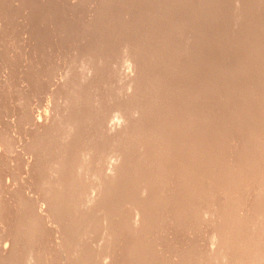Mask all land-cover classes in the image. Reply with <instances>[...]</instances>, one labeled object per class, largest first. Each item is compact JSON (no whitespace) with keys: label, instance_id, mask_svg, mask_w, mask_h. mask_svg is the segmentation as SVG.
I'll list each match as a JSON object with an SVG mask.
<instances>
[{"label":"bare ground","instance_id":"6f19581e","mask_svg":"<svg viewBox=\"0 0 264 264\" xmlns=\"http://www.w3.org/2000/svg\"><path fill=\"white\" fill-rule=\"evenodd\" d=\"M24 1H26V0H24ZM71 1H74V0H71ZM79 1L81 2V4L82 3L84 4V2L82 0H78L77 2H79ZM87 1L88 0H86V2ZM151 1H152V3H151ZM153 1H156L157 2V0H150V2H147L146 3V0H145L144 2L147 4V6H148V3H149L148 8H145V9H149V7H150L151 4H152V6L155 5L153 3H156V2H153ZM160 1H162V4H160V2H158V6H159V4L164 6V7L161 6L160 7V10L163 9L162 11H164V12L165 11L168 12V10H170L169 12H171V11L172 12L173 11L177 12L178 15H176L174 12H173V15H174V17H175V15L178 16L179 18L177 17V19H180V20H177L176 19V21H180V22H175L174 19L176 17L175 18L174 17H171L170 15H172V14L169 15L167 13L169 15V18H170L169 19L168 17H164V18L161 17L160 18L159 16H155V14H157L156 12H155V14L152 13L154 15V17H156V18H153V21L152 22L154 23V21H157L158 23H160V24H157L156 25V26H158L157 27L158 30L160 29L159 28V25H160V27H162L161 26L162 24H163V27H164V24L167 25L168 27L167 28L164 27V28H162V30H159L158 31L160 36L159 35H152V34H150L152 32L154 33V30L156 29L155 27H153V26H152L153 28L151 27V30L154 29L153 31H149L148 30L149 31V35H152L153 36L152 37L153 39H155L154 36H158V40H156V42H155L156 45H154V40L150 38L151 40H153V45H152L151 44V41L148 38V33L146 35L147 38H148V40H149V42H150V44L147 45L148 46L147 47L148 48V52H150L149 49H151L152 46H154L152 48L153 51L150 52V54L146 53L145 52L146 50H143L144 49L143 46L146 44V42H145V44L143 46L141 45L143 47V49H141L142 47H140V45L137 48L135 46L137 42H135V45H134L136 47L135 48V51L137 52L136 49H139L140 48V51L142 50L143 52L146 53V55L144 54L145 56H143V54L141 52L140 53L142 55H140L139 53H134L135 51L132 50V55L133 56L135 55L136 60L135 59L134 60L137 63L134 62L133 60L132 61L134 63H136L137 66L139 67V73H140V77L141 78L143 77L142 74H143V72L145 70H146V72H149V66H153V67H151L152 69H150V70H152L151 72H153V73L155 72L156 75H157V71H156L157 68L159 69L158 70V74H161L162 73L164 75L163 77H165V75H166V78H163L162 76H160V79H159L156 75H154V77L156 76L157 78L156 77L154 78L153 75L151 76L150 74H148L146 72L145 73L148 74V75H145V73H144L145 76H147V77L150 76L148 78L149 80H147L148 83H147V85L145 87H147L149 85H152V83L154 81L155 82L153 84L156 83L154 86H156V87L160 86V88L158 87L159 90H158V88L155 87L157 89V92L155 91L156 89L153 86L154 90L152 89L153 90L152 92L158 93L157 96L159 95V97H157L153 93L156 96V99L157 98L159 100L162 99L161 102H159V105L162 104L163 107H162V105H161V107L163 109L158 105V103L156 104V102H158L159 100L156 101L154 98H153L154 100L151 99L153 101H151L150 98H149V100L151 102L148 105L147 102L149 103V100H147V99H148L149 96L146 99L147 102H146V100L143 101L145 103V105L140 104L141 101H138L137 102L136 101V98H137L136 96H135L136 98H134V96H133L132 99H135V103L136 104L139 103L140 105L139 104L136 105L133 101H129L128 100L129 101L128 102L126 97H125L126 99L125 98H121L120 95L124 94L125 92L128 95L129 91H133V90L129 87V90L127 88L128 92L125 91V89H123V87L126 88L125 87V84L123 85V84L120 83V82H122L121 80H123L122 78L125 77L126 74L125 75L122 74L124 72L122 69H120V70H122L123 72L116 70L118 68V66H119L118 65L119 64V61H118L119 56L118 55H120V54H116V53H118L119 51H120V53H123V52H121L123 50L118 49V46L116 47V45H117L116 43H114V47H112V49L116 47L115 50H113V51H112L111 48H110L111 50L109 48L108 49L106 48L107 49L106 50L105 48H102V45H101V48L99 46L97 47L98 48V51H97L98 53L95 52V51H93L96 55H94L92 53L91 54L93 55V57L96 56V58H94V59H97L98 58L100 60H103V59H106L107 58L106 61H108V59H110V60L111 59H114L115 60V58H117V61L118 62H113L112 63V64H115L116 63V67L117 68L115 67L114 70L112 69V72L113 73H116V74H118L119 72H121L120 74H122L121 75L122 76L121 78L119 76L120 74L117 75L121 79V80L119 79L120 82H118L117 85H119V83H120L121 86L119 85V88L121 89V87H122V89L125 91V92H122L121 93L120 92L121 90L119 88H117V89H119L117 91L121 93V94H117L120 97H117L116 98L115 96L113 97L111 95L112 96L111 99L114 98V100L110 101L111 99L109 98V96H110L109 93L107 92V94L109 95L107 97L106 96L107 94L105 92H102L103 95L105 93L104 96L110 101L109 102L105 97H103L100 94V90L99 91H96L97 89L100 88V84H99V88H97L98 87V85H97V87H96L97 89L96 90L94 89V92L89 91L90 93H93V94L90 95V93H89L87 95L88 92L86 93L85 91L88 90L87 88L89 87V85L86 88V86H87L88 83L85 82L86 81L85 80L86 77H84V76L82 77V75H85L86 74L85 73V71H86L85 69H87V68H85V67H88L90 65V64L88 65L87 63H89V61L91 62L92 59H87L89 61L86 63L87 65L85 64V67L82 70V67L83 66L82 67L80 66V64H81L80 63V60L81 59L78 60V57H77V56L80 55L79 54L80 53V50L77 49L78 47L75 48L76 45H74L75 47L74 46H69V48L73 47V48H75V50H78L79 51V53H78L77 56L73 53L77 57L76 58L77 60L75 59L77 61L76 64H78L80 66V67L79 66L78 67H75L77 69L76 71L78 72V68H81V70L85 74H82L81 73V77H80V73H77V74H79V77H80L79 79H81V78L83 79L84 78V80H82V79L81 80H78L77 83L75 82L76 85L73 86V87L74 88H77L78 85H79V90L80 91L82 89H85V91H84L85 93H80V91H79V93L77 92L78 93V97H79L78 100H77V102L79 100H82L83 101V104L86 106V109H85L84 112L80 111L81 113L80 112L77 113V110L79 108L76 110V107L79 106V105L82 106V103L81 104L76 103V106H75V111H76L75 113H77L76 115H74L72 117L71 116L68 117L65 120V122L63 120V123L64 124L62 123L63 124L62 125L60 123L61 126H59V127H57V124L55 125V123H57V121L55 120L56 122L55 123H52L54 126H56V128L54 130H50L51 127L54 128V126L51 125V127H49L50 129H48V130L45 129V131L42 132L41 129H40L41 131H39L38 129H36V127H35L36 125L33 124V123H35L34 119L32 121V115L33 114L31 115V112H30V102H32V104H33V102L34 103L38 102V104L40 102L37 101L36 98H34V99L32 98L33 101L31 100V98L29 100V97L26 98V99L29 100V101H27L25 99L26 96L24 97V95H20V97H19V98H21V96H22V99L24 97V99H23L24 101L21 100V99H19V98H17V99H19L18 101H22L23 103L22 102L18 103V101L16 102V104L18 103L19 116L17 118L16 117L14 118L16 120L18 119V121L15 122V124H17V125H14L17 129L15 128L16 130L15 131L13 130V131L16 133V131L18 130L21 133L23 132V134H25L26 136H27V134L29 135V133L32 134V136L29 135L30 137H28V139H29L28 142H26V143L23 142L25 144H22V142L19 141V140L18 141L21 142L20 148L22 146V148H21L23 150L22 152L25 153V154H27V155H30L31 157H33V159L35 158L34 159L35 163L32 162L31 165H30V166H32L34 164L32 166V168H33L34 171H32V172L35 173V175L32 174V172L29 170L31 168L28 169V167H27L28 166V163L25 160L23 161V159H24V158H22V155L23 154H21L22 152L20 150H19L20 153L16 149H14V150H16L17 152L16 151H15V153H12L14 151L11 152V150H13V147L15 145H17L16 143H14V142H16L17 139L13 142V144H15V145L14 146L11 145V143H12L11 140L13 138H16V137L14 135L7 134V133H9V131L6 133V136L5 137H7L8 135H11L12 139L9 137L11 139L10 140L11 142L9 141V143H6L8 141H5V140L6 139L8 140L9 138H4V136H2L3 134L0 135V149L2 147V152H3V148H4L5 151L3 153L5 154V156L8 155V154H10V153L13 154V155L18 153L17 155H15L18 160L13 159V163L15 164V163H17L15 161H19V163H21L20 166L22 165L24 167H27L26 169H24L25 172L27 170V172L29 171L30 174H32L33 176H35V177L38 176L37 178H33V176L31 175L32 177H30V178H33L34 180L33 179H32V181L30 180L31 182L29 183V185H27V183H26L25 180H23L24 181L23 182L24 184H22V181L20 182L21 183L20 184L19 181L17 180L18 181V185L19 184L22 185V186L19 185L18 187H21V188H23V186L24 187H26V186L27 187H30V193L33 191V190H31L33 188L34 191L35 190L38 191L37 192V195L38 194H40V195H38V196L36 195L37 197H39L38 198L39 200L36 201L37 200V199H35L36 197L32 198L31 196H29V194H28V196L25 195L26 194L25 192H28V191H24V189L22 190L21 188H20V190H22L23 193L21 192L20 193L21 194L20 196H17L16 195L18 198L14 196L15 194L14 195L11 194V195H13L15 197L13 199V202H14L13 204H15V206L17 207V210L19 208V212L16 213L17 215H15L13 213V215H15L14 218H13L15 221H13V220L12 221L15 222V223H12L13 224V225H11L12 227L9 226L8 233L6 234L3 229H1V231H0V250H3V246H5V245H8L9 246L10 245L9 247L7 246L8 248H10V250L8 248H6V251L8 253V250H9V252L11 253V254H9L7 256L2 255L1 256V259H0V264H113V263L110 262V260L113 262V259L114 258H115L114 260L118 259V261L120 262L119 264H157V262H159V261H158V259H155V258H158V257H159V260L160 261L163 259V262L161 261V263L159 262V264H169V262L171 260H172V262H170V263H173V261L175 259L177 260V258L179 257L178 256L176 258L177 255H175V254L177 252L172 253L173 252L172 251L173 248L175 250V248L178 246V245L176 246V243L177 244L178 243L179 244H181V243L184 244L186 241L184 239H183V241H185V242H182V240H179V242H176L175 241V245L174 246H176V247L171 246V248H172V250H171L172 252H171L168 249L169 248V246H168L169 244L168 243L170 242L168 240L169 242L167 241L168 243H165V244H167L166 245V246H168L167 249L172 254H169L168 253V250H167V253L165 251L164 254L169 255V257L167 255H164L165 256L164 257L163 256V251L165 250L164 249L165 247L163 248L162 246H164L165 244L164 245L161 244L160 243V240L154 239L151 236L152 235V232L157 231L156 228H158V227H156L157 225H155V224H158L159 221H160L161 224H158L159 227L161 225H164L165 222H166L165 221L166 216L168 217V215L171 212H175L174 214L171 213V217H172V215H174L172 217L174 219V221L170 217H169V219H171L172 221L171 220H170V222L167 221L169 225L171 223H173V225H170V227L171 226H175V224H178V223H179V226L181 227V224H183L184 221L185 222L186 221L187 222L189 221L187 224L184 223L185 225H183V226L185 228V226L187 227V226L193 225L192 228H190L191 226L190 227H187V228H189L191 230V229H193L194 225L197 226L194 223V221L195 222L202 221L204 219V218H202L203 215L205 216L204 222H207L208 220L206 218H209V220H210L211 217H209V216H210L211 213H212V215L214 213H216V212H217L216 215L219 214V211L218 210L221 209V208L218 206L219 205V203H218L219 201L217 200V196H218L219 199H220V196H223V198L222 197L221 198L223 199V202H224L223 205H225V204H227V202L232 203L235 200V198H237L240 195L243 196L245 194V192L247 191L246 190L244 192L242 190L243 189V185H244L243 182H242V184H238L237 182H235V179L240 178L241 176L244 175L241 170H240L241 171V176L240 177H236L235 179H232V177L235 176V173L236 172L238 174V171H239V164L237 162L238 158L235 157V156H238V154H237L238 151L239 150H241V151L243 150L242 152H244V148H245V150L248 149L245 146H248L249 147L252 144L246 145L247 143L246 144L245 143L243 144L242 141H239V142L237 141L238 143H241L242 142V145H244V147L242 146L243 147L242 148L241 147V144L239 145L235 141L236 140V136L240 135V133H239L240 131L237 132L238 134H235L236 136L233 135V133H236V131L240 128L241 131L245 134V132H246L245 129L246 130L247 129L248 130L250 129L249 130L250 131L249 132V136H250L249 139L252 142H254L253 143L254 148H255L256 145H258L259 146L258 148H260V145L258 143V141H259L258 139H260V144H262L261 142H264V141H262L263 139L261 140V138H263L262 135L264 136V134H262V135L260 134L261 133V130L259 128L258 129L260 131H257V129H253L257 125H260L261 126L262 123H259V121H258L259 124L256 123L257 119L260 120V122H261V119H259V117H261V115H263L261 118L264 119V112L262 111L264 109V107H262V105H263V103H262V97H263L262 96V91L264 89V85H263L264 84V20L262 19V17H260L261 18L260 20H262V21H260V23H256L255 20H254L255 23H254V21H253V23H251L250 21H247V18L245 16L244 19H246V23L244 24L243 22H245V20L242 19L241 22H240V20H239L240 17H239V19H238L239 21L238 20L236 21L239 24V26L236 24L237 27H238L237 28L233 24V22H232V18L233 17L231 18V15H230L231 12H229V11H232V14H233L235 11H233L234 8H233V10H231V6H232L233 2L235 3V1H239L241 3V5L243 4L242 7L240 6L243 9V11H239V12H242V14L244 12L247 15H249L251 13V17H252V14L255 11L254 9H256L255 8L256 1L254 2V0H250V1L249 0H198L197 6H196V3H195V0H194V4L195 5L192 3L193 1H191V0H160ZM190 1L193 4V6H196V7H190L189 8V6H191L189 4ZM262 1H264V0H262ZM20 2H22V1H20ZM257 2L260 4V2L258 0H257ZM13 3H14V1H13ZM27 3H25V4H27ZM71 3H73V2H71ZM145 3H143V1H142V3H140V6L143 4L142 6L144 7V4ZM186 3L189 4L188 7H187ZM261 3L264 6V2H261ZM65 4H63V6ZM146 4H145V7H146ZM236 4H237V2L235 3V5ZM16 5H18V3ZM73 5L75 6V4H72L71 6H73ZM89 5H91V4H89ZM109 5L112 6V4H109ZM137 5L138 4H136V6ZM235 5H233V7H238V6H235ZM24 6H26V5L23 4V7ZM134 6H135V4H134ZM136 6L133 7V8H136ZM152 6H151V8H152ZM263 6H262V8H263ZM19 7H20V5H19ZM33 7H35V6H33ZM86 7H89V6H86ZM91 7L93 8V6H90V8H89L90 11L92 9ZM115 7H116V4H115ZM17 8H18V6H17ZM54 8H56V7H54ZM68 8H70V7H68ZM113 8H114V6L111 9H113ZM137 8L139 9V8H142V7H138L137 6ZM151 8H150V10H151ZM153 8H154V6H153ZM155 8H156V5H155ZM155 8H154V10H151V12L152 11L154 12L155 10L158 9V8H156V9ZM25 9H26V7H25ZM80 9H82V8H80ZM104 9H106V8L104 7ZM116 9H118V8H116ZM242 9H240V10H242ZM3 10H2V12H3ZM23 10H22V12H23ZM92 10L94 11V8ZM108 10H109V8H108ZM114 10H112V12L110 10V12L113 13ZM140 10H138V11H140ZM19 11H21V10H19ZM105 11H107V10H105ZM116 11L113 13V16L115 15ZM138 11L136 10V12H138ZM141 11L144 13L143 10H141ZM146 11L147 10H145V13L147 15V12ZM237 11L238 10H236V12ZM22 12H20V13H22ZM151 12H149V14H151ZM257 12L259 13V11H257ZM107 13L106 12H105V14L102 13L103 14L102 16H105L106 15L105 17L107 18V16H110L111 15V17H112V14L111 13H109L110 15H107ZM117 13H120V11L119 12L117 11ZM121 13H122V11H121ZM121 13H120V16H121ZM139 13L140 12L137 13V16L139 15ZM262 13L264 14V11L260 12V15H262ZM46 14L48 15L49 13H46ZM94 14H92V15H94ZM149 14H148V16L153 17L152 14L151 15H149ZM238 14H240V13H238ZM242 14H240V15H242ZM5 15H6V13H5ZM158 15H160V14H158ZM233 15L235 16V14H233ZM254 15H255V13H254ZM254 15H253V17H254ZM258 15L259 14H257V16ZM40 16H41V14H40ZM48 16H49V19H50V15H48ZM77 16H79V15H77ZM82 16L81 17H78L77 19L80 18L82 20V23H83L84 20H85L84 17H87L88 15L87 16H84V17H82ZM96 16L99 17V18L97 17L98 20L103 18L102 16H101L102 18H100L99 15H96ZM115 16H119V14L118 15H115ZM165 16H167V15H165ZM42 17H44V16H42ZM88 17H90V16H88ZM94 17H95V15H94ZM105 17H104V19H105ZM111 17H109V18L111 19ZM82 18H84V19H82ZM118 18H122V17H118ZM150 18L148 17V19H147L148 22L145 19L147 23H149L152 20ZM241 18H243V17H241ZM0 19H1V17H0ZM7 19H4V20L6 21ZM61 19L63 20V18H61ZM67 19H66V21L69 22V20H67ZM107 19H105V20H107ZM123 19H125V18H123ZM149 19H150V21H149ZM235 19H236V17H235ZM88 20H89V24L91 26H94L95 24L98 25V22H96L94 24V22H95L94 19H92V21H90L91 19L89 18ZM105 20H104V22H105ZM172 20H174V21H172ZM7 21H6V23H8ZM40 21H43V19L41 18ZM99 21H101V20H99ZM102 21H103V19H102ZM119 21H121V20L119 19ZM123 21H121L119 23H122ZM79 22H77V25L79 24ZM106 22H108L107 23V25H108L109 24V19ZM138 22L139 23H137V28L140 27V21L138 20ZM231 22H232V24H231ZM261 22H263V23H261ZM23 23H25V22H23ZM43 23L44 22H42V24ZM85 23L86 22H84V24ZM92 23L94 25H92ZM111 23H113V22L111 21ZM125 23H122V24H125ZM128 23L125 24V27H127L126 25H128ZM147 23H145V24H147ZM241 23H243L246 26H242L243 24H241ZM63 24L65 26V23H63ZM84 24H82V25H84ZM89 24L86 23L87 26L84 25L85 28H86L85 30H87V28H89V27L91 29V26H89ZM104 24H101V30H103L102 28H104V26H102V25H104ZM113 24H111L112 26L111 25L110 26L113 27ZM129 24H131V23H129ZM133 24H134V22H133ZM138 24H139V26H138ZM12 25L14 27V24H12ZM44 25H46V24H44ZM99 25H100V22H99ZM119 25L120 24H118L117 26H119ZM153 25H155V23ZM60 26L61 25H59V27ZM80 26H81V24H80ZM84 26H82V27H84ZM120 26H122V25H120ZM232 26H234V28L236 27L237 29H239L240 26H241V28H240L241 30H239L237 32L239 33L243 29L242 34L241 35H238L237 34L238 36L235 35V34H233V32L231 31L232 30L231 28H233ZM70 27H71V25H70ZM77 27H79V25ZM77 27L75 26L74 29H77ZM94 27H96V25ZM97 27L95 28V30L97 29ZM135 27H136V25H135ZM243 27H245V28H243ZM5 28H4V30H5ZM65 28H68V27L65 26ZM140 28L137 29V32L138 33H141L140 32L141 29L142 30L144 29L143 31H145V28H141V29ZM56 29H58V27ZM62 29H64V28H62ZM79 29H80V27H79ZM82 29H84V28H82ZM92 29H94V28H92ZM92 29H91V31L88 29V31H90V33L88 32L90 34L89 35L90 37H91V34L94 35L93 33H91L92 32ZM116 29L117 28H115V29L113 28V30H115V31H111L112 29H107V30L115 33L116 32ZM188 29L191 30V31H189V34H191V32L193 34V38L195 40V44H194V47L192 49L190 48V46H193V45H189V46L186 47L187 49H188V47L190 48V50H188V53H187V49L186 50H183V49L185 48L184 45L186 46L188 44V42L187 43L185 42V44H184L182 41H180V43H179V42H176L175 39L176 38L178 39L181 35L183 36L181 30L183 31V30H188ZM49 30H48V32H49ZM67 31H69V29H67ZM97 31L99 33V27H98ZM1 32H3V31L1 30ZM41 32H42V30H41ZM72 32H73V30H72ZM74 32H76V30ZM102 32H104V31H102ZM102 32L100 31L102 37H104L105 35L102 34ZM111 32H110V34H111ZM120 32H121V30H119L117 34H120ZM177 32L178 33L181 32L180 33L181 35L179 34V36H178V34H177V37H176V35H174V34H176ZM8 33H10V32H7V36H8ZM67 33L68 32H66V34ZM83 33L84 32H81V37H82V34ZM96 33H95V35H96ZM122 33L123 32H121V34ZM254 33L255 34L258 33V35L256 34L258 37L256 35H254ZM72 34H74V33H72ZM99 34H97V36ZM107 34H109V33H107ZM121 34H120V36H121ZM128 34L129 33H127L126 35L125 34L124 35L122 34V35L123 36H127ZM130 34L132 35V33H130ZM252 34L254 36H256L257 38L256 37L255 38H251V35ZM63 35H64V32H63ZM101 35H99V37ZM134 35H135V32H134ZM134 35L131 36V39H132V37ZM0 36L3 37V35H0ZM9 36H10V34H9ZM120 36L118 35V38H120ZM135 36H137V35H135ZM138 36H140V37L142 36L143 37V34L142 35L141 34L140 35L138 34ZM59 37H60V35H59ZM66 37L69 39L71 36H68L67 35ZM72 37H73V35H72ZM88 37H86V38H88ZM99 37L96 38V36H95L96 39H98ZM102 37H100V39H98V40L101 41ZM106 37L107 36H105L104 38H106ZM128 37H129V35L127 36V38ZM140 37H137V38L140 39ZM10 38H11V36H10ZM83 38H85V35L82 37V40H83ZM134 38H136V37H134ZM134 38H133V40L136 41V39H134ZM77 39L79 40L81 38L78 37ZM108 39H109V41H111V39L109 38V36H108ZM121 39H123L124 41L127 40L124 37L121 38ZM139 39L137 41L140 42V44H142L144 41H146L144 39L142 41V43H141V40L142 39L141 40H139ZM172 39H173V41H172ZM179 39H181V40L183 39L184 41L186 40V38L184 39V37H180ZM2 40L4 41L5 39H1V41ZM10 40H13V39H10ZM18 40H20V39H18ZM102 40L104 41V39H102ZM112 40H114V39L112 38ZM123 40H121V41H123ZM133 40L131 42H133ZM191 40L192 39H190L189 42H192ZM54 41H56V40H54ZM79 41L76 40L75 43L76 42L78 43ZM84 41H85V39H84ZM106 41H108V40H106ZM109 41L108 42H104V44L105 43L111 44V43H109ZM81 42L82 41H80L79 43H81ZM111 42H113V41H111ZM125 42H127V41H125ZM125 42L122 43V44H125ZM128 42H127V45L129 44ZM181 42L183 43V46H182V43ZM17 43H18V41H17ZM52 43H53V41H52ZM99 43H101V42H99ZM48 44H49V42H48ZM107 44H105V45H107ZM81 45H80V48H81ZM112 45H113V43H112ZM127 45H126V48H127ZM149 45H151V48H150ZM16 46H15V48H16ZM54 46H56V45H54ZM77 46H79V45H77ZM107 46L111 47V45H107ZM128 46L130 47V44ZM132 46H133V44H132ZM132 46L130 48H132ZM33 47H35V46H33ZM46 47H47V45H46ZM60 47H61V45H60ZM91 47H93V46H91ZM5 48H6V46H4V49ZM128 48H127V50H130L131 51V49L130 48L128 49ZM145 49H146V45H145ZM204 49L210 51L211 53L208 52V51H204ZM65 50L66 51H64V52L66 54V52L68 50V47H66ZM82 50H83V53H86L85 48L82 49ZM86 50H91V49H86ZM31 51H32V49H31ZM49 51H51V50H49ZM72 51H74V50H72ZM72 51H70V52H72ZM114 51L115 52L117 51V52L115 53ZM130 51H129V53H130ZM184 51H186L185 53H187L186 54V58H185ZM203 51H204V53L205 52H208L207 55H209V53L211 55H209V56L203 55L202 56V54H204ZM70 52H69V54H70ZM200 52H202V54ZM212 52H213V54H212ZM4 53L5 52H3V55H4ZM75 53L77 54V51H75ZM87 53L85 54V57H87V58L89 56L91 57V54L90 55L89 54L87 55ZM48 54H49V52H48ZM183 54H184L185 60L183 61L182 60L183 57H182L181 58V60L183 61L182 62V61H179L180 60V57L179 56H182ZM51 55L49 57H51V59H52V56ZM70 55L72 56V54H70ZM81 55L79 57L82 58V60H83L85 58L83 56L84 54L82 55V57H81ZM114 55H115V58H113ZM122 55L123 54H121V56ZM129 55H131V54H129ZM109 56H110V58H109ZM131 56H129V58L126 59V62L128 60H130V57ZM35 57H37V56H35ZM55 57H57V55ZM55 57H53V58H55ZM59 57H61L62 59L66 58V56L64 57V55L61 56V54H60ZM72 57H74V56H72ZM72 57H67V58L68 59H70V58L72 59ZM102 57H106V58H103L102 59ZM122 57H121V59H122ZM125 57H127V56L124 55V57H123L124 60H125ZM67 58H66V61L65 62H67V60H68ZM74 58L72 60H74ZM132 58H134V57H132ZM8 59L10 60V58H8ZM13 59L16 60V58H13ZM55 59H57V58H55ZM114 60H112V61H114ZM124 60L122 59V61H124ZM175 60H178V61H175ZM28 61H30V60H28ZM48 61H50V60H47L46 62L48 63ZM56 61H58V64L59 65H60V63L62 65V62L59 59H57ZM56 61H55V63H53L51 65L54 66V64H56ZM96 61L97 60H95L94 63ZM132 61L131 62L129 61L131 63V64L129 63L130 66L133 65V62ZM3 62H4V60H3ZM179 62H180V64H181V62L183 63L181 67H179L177 65V63H179ZM7 63H8V61H7ZM50 63H52V62L50 61ZM63 63H64V61H63ZM73 63H71V64H73ZM104 63H108V62H104ZM123 63H125V62H123ZM108 64H110V63H108ZM136 64H135V66H136ZM0 65H2V63ZM3 65L5 67V64H3ZM48 65L51 66L49 63H48ZM48 65H47V67H48ZM59 65H57L56 68H58ZM66 65H67V63L65 64V66ZM82 65H84V64L82 63ZM99 65H101L100 62H99ZM123 65H120V67L121 66L123 67ZM127 65L128 64L125 63L123 69L126 68L125 66H127ZM35 66H33V67H35ZM55 66H54V68H55ZM65 66L63 64V67H65ZM92 66H94V65L92 64ZM96 66L97 65H95V67ZM133 66H131V68ZM97 67H98V71L99 72L100 71L102 72V70H104V72L101 73L104 76H103V78L102 77H100V78H101V80L103 79L102 81L105 82L106 78H108L109 76L108 77L106 76L105 80H104V77H105V74H107V70H109L110 67L108 69L106 67H103L104 69L102 68V70H101V68H99V66H97ZM134 67H133V69L131 71L132 73L131 72L130 73H127L128 72L127 69H129V68H126L124 70L127 71L126 73L127 74H130V75L134 73V75H136L135 78H137V73H138L137 71L138 70H135L136 68L134 69ZM154 67L156 68L155 71L153 69ZM182 67L184 69L186 68V71L184 69H182ZM68 68H70L69 65L67 66V71L70 72L71 68H70V70H68ZM92 68H90V70H87L86 72H88V71L92 72V73H90V75H92V78H94V77L95 78L96 77L99 78V76H97V74H98V72L96 71L97 69L96 70L94 69L95 71H93ZM131 68L129 70H131ZM0 69L3 70L2 68H0ZM8 69H7L8 71L13 70V69H10V68H8ZM36 69H39V68H36ZM62 69L63 68H61V72H65L64 75L66 74L67 77H69L70 75H72L74 77V75H75L74 73L75 72H72V74H70L68 76L67 74H69V73H67L66 71H62ZM4 70H6V69H4ZM49 70L46 71L45 73H43V71H45V70H42V71L40 70L41 73L40 72H37V70H36L37 73H35V72L33 74L31 73L33 76H31V78L28 77V80L31 81V80H33L32 77H35V75L39 73L40 76L37 75L38 78H36L37 76L35 77L36 78V80H35V83L36 84H34V85H37V87H39V88H37L35 86V88L37 89V91L38 90L40 91V89H41L40 88L41 86H39V84H42L43 83V85H44L43 87H46L47 89H45V90L47 91L52 85L54 87V84L57 83L56 80H59L61 78V77H59L58 73H56V71L58 69L55 70V71H52V72H50ZM72 70H73V68H72ZM115 70H116V72H114ZM133 70H134V72H133ZM135 71L137 73H135ZM94 72L95 73L97 72V74H95L96 76H94ZM108 72L111 74V71H108ZM113 73L111 74L112 76H113ZM116 74H114V76H113L114 78H115ZM57 75H58V77H57ZM88 77H91V76L88 75ZM110 77H109V79H112ZM151 77H153L155 79V80H153V78H152V80H151L152 82L150 81ZM100 78H99V80H100ZM117 78L118 77H116V80H118ZM135 78L133 80L134 82L133 81L132 82L135 85H137V82L135 83ZM143 78H145V77H143ZM167 78H169V79L167 80ZM187 78H189V80H191L192 82H193V80H196V83H198V84H196V83L195 84L198 85V87L196 86V87H194V90H190L191 87H192V85H195V84H191L192 82L189 81L190 82L189 85L191 84V86L188 85L190 88L189 89L187 88V89L190 90L189 91L190 92V95H188L187 97H185L189 93H186L187 89H186V91H184V88H186V87L183 86L184 84H182V81L183 80L185 81ZM10 79L12 80L13 78H10ZM109 79H107V81H109ZM125 79L126 80H124V82L127 81V78L126 77H125ZM131 79H133V78H131ZM137 79H136V81H138V82L142 80V79H140V80H137ZM145 79H143L142 82H139V83H142L143 84L144 83L143 81ZM197 79H199L198 82H197ZM5 80H6V78H5ZM5 80H4V82H6ZM11 80H9V81H11ZM72 80H74V79H72ZM72 80H71V82H72ZM88 80H89V78H88ZM90 80L94 84H95L96 81H99L97 78L94 80L95 82H93V80L91 78H90ZM112 80L114 81V79H112ZM156 80H158V81H156ZM83 81H84V83H86V86H85L84 83L82 84ZM147 81H145V82H147ZM149 81H150V83H149ZM187 81H188V79H187ZM111 82H109V83H111ZM17 83H19V82H17ZM96 83L98 84V82H96ZM99 83H101L102 85H104L101 81H99ZM109 83H105V85H108L107 87H109ZM114 83H111L110 86L113 85ZM125 83H127V82H125ZM133 83L130 84L128 82L127 84H129V86L133 87L132 86ZM69 84H71V83L69 82ZM69 84L67 86H69ZM80 84H82V85H80ZM94 84H92V88L91 89L89 87L90 90L93 89V87H94L93 85ZM180 84H182L183 89L180 86ZM5 85H6V83H5ZM59 85H60V83H59ZM81 86H85V87L82 88ZM90 86H91V84H90ZM138 86H139V84H138ZM142 86H144V85H142ZM63 87L66 88L65 86H63ZM70 87L71 86H69V88ZM73 87H71V89H68V90H71L70 93H72V91H73V93L71 95H73V94L75 95V93H74L75 91L72 90ZM135 87H133V88H135ZM140 87H141V85H140ZM140 87H138L139 89H137V90L142 91L140 89ZM11 88H13V86ZM15 88H16V86H15ZM15 88H14V91L17 92L18 91V88H17V90ZM19 88H20V86H19ZM51 88L48 91V95L51 94V96H56V93L58 95L59 92H57V91H55L53 89L51 90ZM55 88H57V87H55ZM64 88H63V91H62V89H60V94H62L64 92ZM101 88L104 89V87H101ZM105 88H106V86H105ZM22 89H23V87H22ZM111 89H112V87H111ZM114 89H116V88L114 87ZM149 89H150V93L152 95L151 88H149ZM149 89L147 87L146 88L147 91H145V92H148ZM192 89H193V87H192ZM234 89H235V92L236 93L233 92ZM43 90H41L40 92L38 91L39 94L42 93ZM50 90H51V93L49 94ZM135 90L133 91L134 94L135 95L136 94L138 95L139 94V91H137V90L135 91ZM9 91L8 90L7 91L5 90V92H9ZM52 91H54L53 94H52ZM77 91H78V89H77ZM95 91L97 93L99 92L98 95H97V93H95ZM101 91H102V89H101ZM38 92L36 94H38ZM112 92H114V90H112ZM9 93H11V92H9ZM13 93L15 95V92H13ZM70 93L64 94V95H69ZM94 93H95V95H94ZM115 93H112V94L113 95H116ZM150 93L148 92L147 95H149ZM233 93H235L234 94L235 97H234ZM8 94H6V95H8ZM99 94L103 98H105L109 103L107 101H106V103H104L105 102V99H103V98H100V100L103 99L104 102L98 101L99 99H96V98L95 99L97 100V102L96 101L93 102L92 101L93 99L90 100V98H92L91 96H96V95L99 96ZM126 94L124 96H126ZM263 94H264V91H263ZM43 95H44V93H43ZM129 95L130 96H128V99L132 97L133 93H132V95H131V93H129ZM161 95H162V97H161ZM3 96H5V95H3ZM18 96H19V93H18ZM62 96H63V94H62ZM141 96H142L141 99H145V98H143L142 92H141ZM144 96H146V94ZM60 97H61V95H60ZM152 97H153V95H152ZM160 97H161V99H160ZM76 98L77 97L75 96V99ZM119 98L120 99H125L124 102L127 101L128 103L126 102V104H124L122 102L123 103L122 104L121 102H117V101L120 100ZM139 98L140 97H138V99ZM232 98H234V99H232ZM43 99H45V98H43ZM61 99H63V98H61ZM70 99L71 100H74V99H72V97L71 98L70 97H68V98L66 97L65 98V102L66 101L67 102L68 101H71ZM115 99L116 100L119 99V100L115 101ZM141 99H139V100H141ZM35 100H36V102H35ZM14 101H15V99H14ZM191 101L194 103L193 104L194 106L191 105L192 104ZM152 102H155V103H152ZM227 102H228L229 105L226 104ZM151 103H152V105H151ZM185 103L186 104L191 103V104H188V105L192 107V108H190V109H192V112L191 111L185 112V111L190 110V109H188V110L186 109L185 110V108L188 107V105L186 106ZM3 104H1V105H3ZM38 104L36 106H38ZM153 104L154 105L156 104V108H155V106ZM14 105H15V103H14ZM65 105H63V106H65ZM74 105H75V103H74ZM74 105H73V107H74ZM150 105H151V107L153 109L151 107H149ZM40 106L41 105L39 104V107ZM54 106L55 105L51 106V108L54 107ZM70 106H71V103H70ZM81 106H79V107H81ZM157 106H159L160 107V110L162 109L163 112L161 113V111H160V114L157 112V115H154V114H156L155 109H157V108L159 109V107H157ZM48 107H50L49 104H48ZM59 107L60 106H58V109H59ZM69 107H66V109L69 108ZM217 107H218V109L220 107L221 108L223 107L222 109L227 110V111H224V113L226 112L227 114L226 115L224 114L222 116L223 113H221V115L218 116V113L220 114V112H222V109H219L218 110V109H216ZM81 108H80V110H81ZM228 109H229V111H228ZM55 110H57V108ZM152 110L155 111L154 114H153V111ZM254 110H255V112H254L255 115L253 116L254 113L252 114V111H254ZM34 111H32V112H34ZM43 111L44 110L42 108L41 109V112H43ZM135 111H140V115L143 116L144 122L146 121L145 120V117L147 119V121H146L147 123L145 122L146 123L145 125L141 126V124H143V123H139L140 124V127H137L139 129H134V128H136L135 126H139V125H137L138 123H136V125H134V126H133V124L136 121H138V122L141 121L143 118L141 117V120H139L140 119L139 118V119H137L135 121L134 119L136 117H134V119H133V115L135 114ZM61 112H62V110H61ZM113 112H115V114H116V115L114 114L115 116L113 115ZM262 112H263V114H262ZM37 113H38V111H37ZM51 113H52V110H51ZM58 113L59 112H57V114ZM158 114H159V116H158ZM2 115L4 117L3 112H2ZM136 115L138 116L139 115V112L136 113ZM140 115L138 117H140ZM6 116H7V114H6ZM53 116L50 118V120L53 119ZM45 118H46V121H48L49 123H51L53 121V120L52 121L47 120L48 117H45ZM59 119H60V117H59ZM117 119L118 120L119 119L126 120V122H128L127 124H130L128 127L129 128H132L133 127V130H131V131H133L132 133H134V130L135 131L137 130L135 132L137 134L134 135V134L131 133L132 134V136H131L130 131L127 130L129 128H127V126L126 127L124 126V124L127 125L126 122L125 121L124 122L122 121L124 123L123 124L122 122H119L120 120L118 121ZM263 119H262L263 126H261V128L264 127V121H263ZM9 120H11V119L9 118ZM133 120L135 122H133ZM13 121H15V120H13ZM13 121H12V123H13ZM60 122H62V120ZM116 122L117 123L118 122L120 123L119 124L120 126L118 125L120 128L118 126L115 127V128H113L115 125H117ZM130 122H132V123H130ZM8 123H11V122H8ZM121 123H122V127H121ZM230 125H232V128L234 129V130H232L229 127V130L230 129L232 130V131L230 130L232 132V138L235 139V140L234 139L233 140L242 149H240L234 143L233 144L230 143L232 146H230V144H228L229 141H230V140L228 141V139L231 138V134L228 133V132H230L229 130L227 132V129H228L227 127L230 126ZM233 125H235L236 128H235V126L233 127ZM11 126H12L11 129H13L14 126L13 125H11ZM224 126H227L226 127L227 129L226 130L223 128ZM124 127L127 128V129H125ZM122 128H124L125 130L123 132L122 131L120 132V130ZM5 129L7 130V128H5ZM11 129H10V131H11ZM113 129H115V130H119L120 129L119 130L120 134H118L119 132L115 133L116 131L113 130ZM25 130H30V131L27 132ZM111 130L113 131V134H111ZM233 131H235V132H233ZM3 132H5V131H3ZM20 132H18V133L21 134ZM257 132H260L259 133V137L261 136V138L258 137V135H257L258 133ZM246 133H248V131ZM255 133H257V134H255ZM129 134L132 137V139H130ZM245 135H246V139H245L244 135L243 136H239V137H244L243 138V141L244 140H247L248 134H245ZM137 136H138L139 139L137 138L138 141L135 142V144H134L133 142L136 141V140L133 141V138L135 139ZM239 137L237 138V140H239ZM20 140L23 141V139H20ZM250 140L248 141L249 143H251ZM18 141H17V143L19 144ZM255 143H257V144L254 145ZM228 145H229V147H228ZM233 145L236 146V147H238L239 150H238V148L235 149V147ZM253 146H251V147H253ZM231 147H233V148H231ZM258 148H257V150H258ZM230 149H232L233 151H235L236 155L235 154L233 155V153L231 155V153H230V155H231L230 156L229 153H227V151H229V152L232 151ZM250 149H248V151L247 152L245 151V152L246 153H250L251 151L252 152L254 151L253 149H251V150ZM260 149H262V146H261ZM263 149H264V147H263ZM9 151H10V153H8ZM263 151H261V152H263ZM138 152H140V153L143 152L142 154L143 155L145 154L144 157H141L140 156L142 154H140V155L139 154L134 155L135 153H138ZM225 152H226L227 155H229L228 157H226L227 155L224 154ZM258 152H260V150ZM258 152L256 151L258 157H255L256 155H253L255 152L252 153V155L254 156V159L256 158V160H257L259 158L258 160L260 161L261 160L260 158H262L264 156H262V153L261 152L260 153H258ZM239 153L241 154L240 151H239ZM13 155H11V156H13ZM132 155L134 157L136 156L135 158L138 161H140L139 158L141 157V161L144 160V163H143V161L142 162L140 161L143 164H140V162L138 163L136 161V159L132 157ZM138 155L140 156L139 158H137ZM212 155L213 156H215V155L218 156L219 155V159L220 160H222V158H224V157L228 158V160H229L228 162H230L231 164L232 163H235L238 169L235 167L237 171L236 172L233 171L234 173L232 172L234 174L232 177L230 176V172L227 171L226 174H228L227 176H229L228 178H231V180L226 178L227 176L225 175V173H222L223 174V176H222V174L220 172V174L218 173L219 174L218 176H222L221 179H223V178H225V179H223L221 181L219 179L218 180V183L216 182V184H214V185L209 184V185L206 186V185H204L205 179H206L205 176L206 177H209L210 176V173H211L210 171H212V170H210L208 172V170H206L207 167H208V166H206V164L209 165V162H210V165H213L214 167H216L217 169H219V171L222 168H224V167H222V164L223 163L221 165H217L216 166V164L219 163V159H216L217 158L216 156H215L216 157L215 159L213 158V160L216 161V164H215V162H214V164H211V162L213 163V160H211L212 159L211 157H213ZM221 155H224V156L222 157ZM242 155L244 156L243 153H242ZM249 155H248V157H246V159L248 158L247 160H249V158H250ZM232 156H233V158H235L234 160H236L237 163L235 161L234 162L231 161L232 160V158H231ZM245 156H247V154H245ZM229 157H230V159H229ZM239 158H240L239 161L242 160L244 162V163L241 162V165H240L241 167L243 166L242 168L240 167L243 170V168L246 167V165H247V164L245 165V163H246L247 160L245 161V158H243V157H242L243 159L241 157H239ZM209 160H211V161H209ZM224 160H223V162H224ZM251 160H252V157L250 158V161ZM252 161H251V163L254 162L255 164L256 163L257 164H260L262 160L260 162H258V161H256V162L253 161L252 162ZM24 162H26V164ZM221 162L222 161H220V163ZM262 162L264 163V161H262ZM1 163H2V161H1ZM23 163H24V165H23ZM224 163L226 164L227 161H225ZM242 163H243V165H242ZM247 163H248V161H247ZM14 164H13V167H14ZM231 164L228 165V163H227V165L229 167H230ZM235 164L233 166H235ZM17 165H18V163H17ZM203 165H205V166L202 167ZM227 165H226L225 168L228 167ZM252 165H250L251 167L248 165L250 167V170H253V168L255 167V166L252 167ZM3 166L5 168L7 167V165H3ZM20 166H18L16 168L14 167L15 168L14 169L15 171L17 169V171L15 172L16 174L15 173H12L14 171L13 170V167H9V169L6 168L11 173L10 174L8 172L11 175V177L13 178L12 180H16L15 179L16 177H14V176H17V174L19 175V173H17V172H20V171L22 172L21 169H18ZM218 166H220L222 168H220V167L218 168ZM248 166H247V168H249ZM260 166H263V164L261 163ZM260 166L256 165V167L254 168V169L257 168L256 169L257 172L260 170V173H259L260 176L255 171L254 173L256 175L250 176V178L251 177H254L255 178L257 175L259 177H261V175H263L261 173ZM201 167L202 168H205L206 167V169L201 170L202 169ZM258 167H259V170H258ZM20 168H23V167H20ZM230 168H232V165H231ZM235 168L233 167L232 170L235 169ZM209 169H211V168L209 167ZM217 169H216V171H217ZM214 170H215V168H214ZM245 171H243V172L245 173ZM247 171H246V173H248ZM222 172H225V171H222ZM262 172H264V171H262ZM216 173H215V175H216ZM232 173H231V175H232ZM246 173L244 175L245 178H248V176L250 174H252V172L251 173L249 172L250 174L248 173L249 175L247 174L248 175L247 176ZM30 174L27 176L28 178H29ZM3 175H0V177H2ZM212 175H213V173L211 174V176ZM215 175H213V178H216V179L219 178L217 175H216L217 177H215ZM7 177H8V175H7ZM17 177H19V176H17ZM262 177L263 178H261V180L262 179L264 180V176H262ZM20 178H17V179L20 180ZM256 178H255V180H253L254 182H256V180H258ZM7 180H8V178H7ZM27 180H29V179H27ZM202 180H204V183L202 182ZM211 180H212V177H211ZM213 181H214V179H213ZM2 182L3 181L1 179L0 185L1 186L2 185L5 186V184H3ZM25 183H26V186H25ZM240 183H241V181H240ZM259 183H260V181L258 180V183H256V184H259ZM7 185H9V184H7ZM261 185L263 186L262 181H261ZM12 186H15V185L12 184ZM236 186H237V188H235ZM241 186H242V188H241ZM258 186H260V185H258ZM262 186H261V188H262ZM5 187L6 188L1 187L0 192L1 191L3 192V189H4V193L6 191L5 194L8 197L10 195V194L8 195V193H9L10 190H11L10 193H12L13 190H14V192H16L17 189H19L17 187L16 188V191H15V188H13V187L11 188V186H10V190L7 191L8 190V187L7 186H5ZM26 188H25V190H26ZM234 188H235V192L233 191ZM238 188H239V190L241 188L242 191L241 190L240 191L242 193L240 191H239L240 193L238 191L236 192V190ZM27 189H29V188H27ZM263 189H261V191H263ZM251 190L252 189H249L248 191L250 193H252L253 191L251 192ZM212 191H213V193H215L214 195H216V192H217L216 197L214 195H212L213 194ZM35 192H33V193H35ZM143 193H146V196L145 195H142ZM5 194H3V195L5 196ZM241 196H240V199L238 197L237 200H241ZM213 197H215L216 199L213 198ZM12 198L13 197H10L11 200H12ZM242 198L245 199L244 196ZM5 200L7 201L6 198H5ZM224 200H226V203H225ZM260 200H262L264 202V200L262 198ZM260 200H258V201L260 202ZM6 201H4V200L0 201V212H1V210H4V209H2V206L4 207V204L7 203ZM39 202H42L46 206L44 208V211H43V209H42V211H41V209H39L40 208L39 207ZM195 202H196V204H193ZM259 202H257V203H259ZM8 203H10V202H8ZM8 203H7V207L6 206H5L6 208L4 207L6 210H7V208L9 210V207L11 206V204L9 206ZM253 203H254V201H253ZM220 205H221V201H220ZM251 205L253 206V207L250 206L251 209H252V208H254V206L256 207L257 205H261V202L259 204H257V205L255 203H254V205L253 204H251ZM235 206H237V205H235ZM218 207H219V209H218ZM238 207H239V205H238ZM250 207L248 209H250ZM262 207H264V204L262 205ZM11 208H13V207H11ZM14 208H13V210H15ZM227 208L228 207H226L225 210ZM235 208H232L231 209V210H234L232 212L231 211L228 212L227 210H226V212L227 213H233L234 212L233 214L236 216L235 213H237V212L235 211ZM257 208H258V206H257ZM236 209L242 210L241 208H236ZM262 209H264V208H262ZM13 210H12V212H13ZM168 210H170V212ZM221 210L223 211V213L225 212L223 210V207H222ZM258 210H259V208H258ZM166 211L169 212L168 215H167V212ZM253 211H256V210H253ZM2 212L6 213L5 210L2 211ZM2 212H1V216H2ZM220 213H221L220 214V216H221L223 213L222 212H220ZM240 214L238 213L237 215H240ZM206 215H209V216L207 217ZM225 215H227V214H225ZM229 215H231V214H229ZM234 215H231V219L233 218V220H235L237 218L236 217L234 219V217H235ZM243 215H244V212H243ZM1 216H0V219L3 218ZM228 216L227 217L221 216V217H225V219H228V218H230ZM232 216H234V217H232ZM250 216L251 215H249V217ZM253 216L254 217H257V220L259 219L258 218V215L256 216L254 214ZM216 217L214 216V218H216ZM249 217H248V219L250 220ZM261 217L263 219L264 218V215H261ZM240 218H242L241 220H243V217H241V215H240ZM246 218H247V215H246L245 219ZM169 219L167 218L166 220H169ZM231 219H229V220H231ZM245 219H244V221L247 222V219L246 220ZM262 219H260V221H262ZM162 220L165 221V222L162 223L163 222ZM222 220L223 219H220L219 222H221ZM150 221H153L154 224H146L147 222L149 223ZM237 221H238V219H237ZM237 221L235 220V222H237ZM244 221H240L238 224H240V223H242ZM254 221H256L255 218H254ZM4 222H7V221H4ZM10 222H9V218H8V222L7 223H10ZM136 222L138 223V225H137V226H139L138 228L143 227V230L141 231V234L140 233H137V235H140L139 238L137 239V238H134V237L130 236V238L132 237L130 241H126L125 239L124 240L123 239H119V237H120L119 235L122 234V233L123 234L125 233V235H127V236H129L130 234L132 235L133 231H136L135 230V226H134L136 224ZM153 222H150V223H153ZM167 222H166V224H167ZM174 222H176V223L174 224ZM191 222H193L194 224H192ZM248 222H250V221H248ZM248 222H247L246 228L249 229L251 227L250 230L252 231V228H253V231L254 232H255V230H256V232L257 231L260 232V230H261L260 233L264 235V230L262 232V229H264L263 228L264 225H262V222H261V224H259L260 226H257V227H262V226L263 227L262 228H257V229H255V227L252 226L251 223H253V221H251V223H250L251 226L248 224ZM258 222L259 221H257V223ZM7 223L5 225L8 226ZM213 223H215V222H213ZM255 223H253V225ZM166 224L164 225L165 227H166ZM168 224H167V227H166L167 229L166 230H168ZM230 224H232V222H230ZM221 225H222V223L220 224V226ZM179 226L178 225L176 226V229L178 230V232L180 231L178 229ZM198 226H199V224H198ZM234 226H237V225H234ZM241 226H240V228H241ZM244 226H243V228H244ZM248 226H250V227H248ZM165 227H164V229H165ZM226 227L227 228H229V227L231 228V227H233V224L231 226H229V227L227 225ZM184 228H183V230H185ZM223 228H224V226H223ZM246 228H244V229H246ZM159 229H161V227ZM159 229H158V231H160V233H162L161 234L162 235L161 238L165 239V237L163 235V232H161V230H159ZM164 229L162 231H165ZM173 229H174V227H173ZM180 229H182V228H180ZM189 229H187V231ZM218 229H219V227H218ZM258 229H260V230H258ZM2 230H3V233H5V236L2 233ZM152 230H154V231H152ZM177 230H175V231H177ZM193 230H195V229H193ZM227 230H229V232H231V231L237 232V231H235L236 229H233V230L232 229H227ZM5 231H7V228L5 229ZM251 231H250V233H251ZM166 232L167 231H165L164 234ZM181 232H182V230H181ZM206 232H208V231H206ZM210 232H208V234ZM224 232L225 231H223V233H222V231L220 232V230H218V231H216V234L215 235L217 236V238H218V236L221 237V235L223 237L226 234ZM1 233L3 235H1ZM154 233H156V232H154ZM213 233H215V231ZM220 233H222V234L220 235ZM227 233H228V231H227ZM239 233H241V232H239ZM252 233L250 235L254 239L255 236H253V235H255V234L254 233L252 234ZM258 233H256V234H258ZM133 234L135 235V237H137L136 236V233H133ZM228 234L226 235L227 238L230 235V234L229 235ZM154 235H156V234H154ZM213 235L214 234H212V236ZM234 235H235V233H234ZM250 235H249V237H250ZM194 236H196V235H194ZM3 237H5L6 239L4 240ZM198 237H200V236H198ZM201 237H203V233H202V236ZM201 237H200V239L202 240ZM205 237H203V238H205ZM213 237H214V241L212 239H209L210 240V244H212L211 243L212 241L214 243L216 242L215 241L216 237L215 236H213ZM263 237L264 236L261 235V240L262 241L264 240V239H262ZM157 238H159V236ZM161 238H159V239H161ZM227 238L225 237V241H226ZM239 238H237V240H235V241H238ZM244 238L246 239V237H244ZM196 239H194V240L196 241ZM165 240L162 241V239H161L162 243H164ZM223 240H224V238H223ZM241 240L244 241V239H241ZM255 240H256V238H255ZM221 241H222V238H221ZM221 241H219V242L221 243ZM227 241H228V239H227ZM248 241H249V239H248ZM93 242H95V244H96V245L94 244L95 246L94 245L92 246ZM158 243H160V245H161L160 248H158L159 247L158 246ZM197 243H199V242H197ZM230 243H233V241L230 242ZM230 243H228L229 244V247L228 248H230L231 245H232V247H234L233 249H235L236 248L235 247L236 244L234 243V245H233V244H230ZM195 244L196 243H194L192 245H195ZM245 244H243L242 246L245 247ZM257 244L259 245L258 242H257ZM214 245L215 244H213V246ZM225 245L227 246L226 243H225ZM226 246H225V248H227ZM238 246L242 247L238 243L236 249L241 250L240 247L238 248ZM246 246H248V245H246ZM255 246H257V245H255ZM262 246H264V244L263 245L261 244V247ZM161 247L164 249L163 251H162ZM261 247L259 245V247L257 246L256 249L258 248V250H259V248L261 249ZM250 248L252 249V247H250ZM253 248L255 249V247H253ZM179 249H180V247H179ZM179 249H176V250H179ZM195 249H198V248H195ZM242 249H244V248H242ZM246 249L248 250V248H246ZM246 249H244L243 252H246L247 251ZM181 250H183V249H181ZM188 250H187V252H190V250H191V252L194 251L196 253V255H197V252L200 254L199 249L196 250L197 252L194 250V248H193V251H192V247L190 248L189 251ZM223 250H224V248H223ZM223 250H222V252L220 250L219 251L220 253H217V251H216L215 254L213 253L211 255H213V257H214V255L217 254L216 257H218L219 254L221 255V253H223ZM258 250H255V253H254V250H253V253L255 255H256V253H260V250H259V252H256ZM203 251H205V250H203ZM213 251H215V250H213ZM249 251L251 252L252 250H248V253L250 254ZM194 252H193V254H194ZM226 252H228V251H226ZM236 252H238V251H236ZM236 252H234V253L237 254V255L243 253V252L242 253H240V252L239 253H236ZM184 253H186V252L184 251ZM199 254H198V257L196 255H195L196 257H194V255H192V254L189 255V256L183 254L184 255V258H183V256L181 257L183 259H181L179 257L182 261L179 260L178 264H181V263L182 264H193V262L194 263L196 262L195 264H210V262H213L215 260V257H214V259H212L213 261L210 260V259H208L209 255H206V254L205 255H206V258L208 260L206 258L204 260L200 256L201 254L200 255ZM254 254H252V256H254ZM173 255H174V258L172 257ZM224 255H225V252H224ZM244 255H245L244 257H248L249 256L248 254H247V256H246V254H244ZM186 256H188V257H186ZM226 256H228V253H226ZM250 256H249V262H248V264L250 263V260L252 259V258L250 259ZM213 257L211 256L210 258H213ZM240 257L243 258L242 255ZM257 257H258V255H257ZM261 257H263V255ZM160 258H162V259H160ZM231 258H234V257L232 256ZM231 258H229V259H231ZM258 258H260V257H258ZM255 259H256V257H255ZM236 260L237 259L234 258V263L235 264H237L235 262ZM254 261H256V260H254ZM254 261L252 260V263ZM215 262H216V260H215ZM219 262H221L220 259H219V261H217V263L219 264ZM245 262H247V261L245 260ZM259 262H262V261H259ZM115 263H117V262H115ZM225 263H226V261L224 262V264ZM231 264H233V261H232ZM263 264H264V262H263Z\"/></svg>","mask_w":264,"mask_h":264},{"label":"rangeland","instance_id":"374dc122","mask_svg":"<svg viewBox=\"0 0 264 264\" xmlns=\"http://www.w3.org/2000/svg\"><path fill=\"white\" fill-rule=\"evenodd\" d=\"M10 1H11V2H10ZM13 1H14V3H13ZM20 1H22V2H20ZM31 1H32V2H31ZM58 1H59V2H58ZM77 1H78V0H74V1H71V0H46V1H45V0H26V1H24V0H8V1H7V0H0V9H1V10H0V17H1V19H0V35H3V37L0 36V64L2 63V65H0V68L3 69V70L0 69V77H1V78H0V94L2 93V94H1L2 96L5 95V96H3L4 98L0 95V113H1V114H0V119L2 118V119L0 120V130H1V131H0V135L3 134L2 136H4V138H9V137H10L11 139H12L11 135H14V136L16 137V138H13L12 140H11L10 138H9L8 140H7V139L5 140V141H8V142H6V143H9V141L11 140V141H12L11 145L14 146L15 144H13V142L17 139L16 142H14V143H16L17 145H15L14 147L12 146V147H13V150H11V152L14 151V152H12V153H15L16 150H17L18 152H19V150L22 152V151H23V150L21 149L22 146H21V148H20L21 142H22V144H25V143L28 142V140H29V139H28V137H30L29 135L32 136L31 133H29V135L27 134V136H26L25 134H23V132L21 133V132L18 131V130H17V131L20 132L21 134H19L17 131H16V133L14 132V131L17 129V128L14 126V125H17V124H15V122L18 121V119L16 120V119H14V118H15V117L17 118V117L19 116L18 103L22 102V101H18V100H19V99L23 100L24 97L26 96L25 99H26L27 97H29V100H30V98H31V100L33 101V99L36 98L37 101L40 102V103H39V104L41 105L40 107H39L38 102H36V100H35L36 103L33 102V104H32V102H30V112H31V115L33 114V115H32V121H33V119H34L35 123H33V124L36 125V126H35V125H34V126H35L36 129H38L39 131L42 130V132H44L45 129H46V130L50 129L49 127H51V125H53L52 123H55L56 121H57V123H55V125L57 124V127H59V126H61V124L63 123V120H64V122H65V120H66L68 117H70V116L72 117V116L76 115L77 113H79L80 111L84 112L85 109H86V106L83 104V101H82V100H79V101L77 102V100H78V98H79V97H78V93H79V91H80V90H79V85H78V87L76 86L77 88H74V87H73V86L76 85L75 82L77 83L78 80H81V79H82V78L79 79V78L81 77V73H82V74H85V73H86L85 75H82V77H83V76L86 77V78H85V80H86L85 82L88 83L87 86H86V83H84V81L82 82V84L84 83L85 86H86V88H87L88 85H89L90 89L92 88V84H94V83H92V81L90 80V78L93 80V79L95 78L94 76H96L95 74H97V72H98V74H99V75L97 74V76H99V78H100V77L103 78L104 75L101 74L102 72H104V70H102L103 67H106L107 69L110 67L109 70H107V74H105L104 80H105L106 76H107V77H108V76H109V77L111 76L110 78L114 79V81H113L112 79H109V77H108V78H106V80H105V82H104V81H102L103 79L101 80V78H100V80H99V78L96 77V78H97L99 81H101L102 83L104 82V83H103L104 85H102L101 83H99V81H96V82H98V84H97V83L94 81V80L96 79V78H95V79L93 80V82H95V84L93 85L95 88L93 87V89H92L93 91L90 90L89 87H88V88H87L88 90L86 89L87 91H85V89H82V90L80 91V93H85V92L87 93V92H88V93H87V95H88V94L90 93L89 91L94 92V89L96 90L97 88H99V84H100V88L97 89L96 91H99V90H100V94H101L103 97H105V96H104L105 93L107 94V92H108L110 96H109L108 94H107L106 96H107V97L109 96L110 99L112 98V96H113V97L115 96L116 98L121 96V98H125V97H126V98H127V101L129 100V101H133V102L135 103V99H132L133 96H134V98L137 97V98H136V101H137V102H138V101H141V102H142V103L140 102V104H142V105H145V103H144L143 101L146 100L148 96H149V97H148L147 100H149V98H150V100L153 99V98H154L156 101L159 100L158 98L156 99V96H157V94H158V93H156V92H157V89H156V88H158V87L160 88V86H158V87L154 86V85L156 84V83L153 84L155 81L152 83V85H149L150 87L147 86L148 89L151 88V92H152V91L154 90V88L156 87V88H155V89H156V90H155L156 92H152L153 97H152V95H151V93H150V89H149V91H148V92L150 93L149 95H147L148 92H145V91H147V90H146L147 87H145V86L147 85V83H148L147 80H149L148 78L150 77V76L147 77V76H145V75L150 74L151 76L153 75V77H154V75H156L155 72H154V73H155V74H154L153 72H151L152 70H150V69H152L151 67H153V66H149V72H146V70H145V71L143 72V74H142L143 77H145V78L147 77L146 79L142 77L143 79H145V80L143 81L145 84H144V83H143V84H142V83H139V82H142L143 79L140 77L139 67H138L137 64H136L137 62L135 61V60H136L135 55H134V56L132 55V50L135 51V48H136V47L138 48L139 45H140V47H142V46L145 44V42H146V44H145V45H146V49H145V45L143 46L144 49H143V47H142L141 49L146 50L145 52L148 53V54H150V52L153 51L152 48H153L154 46H152V48H151V45H149L151 49H149L150 52H148V48H147L148 46H147V45L150 44L149 40L151 41V44H152V45H153V40H154V45H156L155 42H156V40H158V36H154L155 39H153V38H152V37H153L152 35H159V32H158L159 30H162V28H164V27H166V28L168 27V26L165 25V24H164V27H163V24H162V25H161L162 27H160V25H159V28H160V29L158 30V28H157L158 26H156V25H157V24H160V23H158L157 21H154L155 25H153V24H154V23L152 22V21H153V18H156V17H154V15H153L152 13L155 14V12H156L157 14H155V16H159L160 18H161V17H163V18H164V17H168V18H169V15H170V14L173 15V12H174L176 15H178L177 12H175V11L172 12V11H171V12H172V13H171V12H169L170 10H168V12L165 11V12H166V13H165L164 11H162L163 9L160 10V7L163 6V5H160V4H162V1H160V0H157V2H156V1H153V2H156V3H153V4H155V5H156V8H158V9L155 10L154 12H153V11L151 12V10H154V8H155V5H153V6H154V8H153V6H152V4H151L152 1H151V3H150L151 5H150L149 9H145V8H148L149 3H148V6H147L146 3H147V2H150V0H148V1L146 0V3L144 2L145 0H140L141 2H140L139 0H138L139 2H138L137 0H132V1H131V0H88L87 2H86V0H85V1L82 0V1L84 2V4H83V3L81 4L80 1H79V2H77ZM89 1H90V2H89ZM101 1H102V2H101ZM105 1H106V2H105ZM134 1H135V2H134ZM136 1H137V2H136ZM142 1H143V3L146 4V7H145V4H144V7L142 6L143 4L140 6V3H142ZM191 1H193L192 3L194 4V0H191ZM191 1L189 2V4H190L191 6H189V4L186 3L187 7H188V6H189V8H190V7H196L197 4H198V3H197L198 0H195L196 6H193V4L191 3ZM249 1H250V0H249ZM255 1H256V4H255V3H254V4H255V8H256L257 10L254 9V10H255V11H254L255 15H254V13H253V14H252V17H251V13H250L249 15H247V14H245L244 12H243V14H242V12H239V11H243V9L241 8V7L243 6V4L241 5V3H240L239 1H235V3L237 2V4L235 5V3L233 2L232 6H231V10H233V8H234L233 11H235V12H234L233 14H235V16L232 14V11H229V12H231V13H230L231 18H232V17L234 18V19L232 18V22H233V24H234L236 27H237V25L239 26L238 22H236V21L239 19V17H240V19H239L240 22H241L242 19L245 20V22H243L244 24L246 23V19H244L245 16H246V18H247V21H250L251 23H253L254 20L256 21V23H260V21H262V20H260V19H261L260 17H262V19L264 20V14L262 13V15H260V12L264 11V9H263L264 6H263V4L261 3V2H264V1H262V0H258V1L260 2V4L257 2V0H254V2H255ZM8 2H9V3H8ZM16 2L18 3V5H16V4H17ZM23 2H24V3H23ZM27 2H28V3H27ZM71 2H73V3H71ZM112 2H113V3H112ZM158 2H160L159 6H158ZM12 3H13V4H12ZM19 3H20V4H19ZM22 3H23L24 5H26V6L23 7V4H22ZM25 3H27V4H25ZM65 3H66V4H65ZM67 3H68V4H67ZM239 3H240V4H239ZM14 4H15V5H14ZM39 4H40V5H39ZM63 4H65V5L63 6ZM72 4H75V6H74V5L71 6ZM79 4H80V5H79ZM89 4H91V5H89ZM101 4H102V5H101ZM103 4H104V5H103ZM109 4H112V6H110ZM115 4H116V7H115ZM134 4H135V6H136V4H138L137 6H138V7H142V8H139V9H138L137 6H136V8H133V7H135ZM12 5H13V6H12ZM19 5H20L21 8L19 7ZM30 5H31V6H30ZM36 5H37V6H36ZM69 5H70V6H69ZM194 5H195V4H194ZM233 5L238 6V7H233ZM17 6H18V8H17ZM33 6H35V7H33ZM65 6H66V7H65ZM86 6H89V7H86ZM90 6H93L94 11L92 10V9H93L92 7H91L92 9H91V11H90V9H89ZM109 6H110V7H109ZM113 6H114V8L111 9ZM151 6H152V8H151ZM240 6H241V7H240ZM262 6H263V8H262ZM14 7H15L16 9H15ZM25 7H26L27 10L25 9ZM27 7H28V8H27ZM29 7H30V8H29ZM54 7H56V8H54ZM68 7H70V8H68ZM79 7L82 8V9H80ZM84 7H85V8H84ZM104 7H105L106 9H104ZM163 7H164V6H163ZM239 7H240V8H239ZM83 8H84V9H83ZM96 8H97V9H96ZM108 8H109V10H108ZM116 8H118L119 10L116 9ZM150 8H151V10H150ZM156 8H155V9H156ZM236 8H237V9H236ZM238 8H239V9H238ZM260 8H261V9H260ZM3 9H4V10H3ZM23 9H24V10H23ZM30 9H31V10H30ZM33 9H34L36 12H35ZM41 9H42V10H41ZM79 9H80L81 11H80ZM85 9H86V10H85ZM114 9H115V10H114ZM135 9H136L137 11L141 9V10L144 11V13H145V10H147V11H146V12H147V15H146V13L144 14V13L140 10V11H138V12H140L139 15L137 16V13H138V12H136ZM240 9H242V10H240ZM262 9H263V10H262ZM2 10H3V12H2ZM5 10H6V11H5ZM17 10H18V11H17ZM19 10H21V11H19ZM22 10H23V12H22ZM37 10H38V11H37ZM53 10H54V11H53ZM84 10H85V11H84ZM98 10H99L100 12H99ZM105 10H107V11H105ZM110 10H111V12H112V10H114L113 13H114L116 10H117L118 12L120 11V13H121V11H122L121 16H120V13H117V11H116L115 15H118V14H119V16H115V15L113 16V13H111ZM159 10H160L161 12H160ZM229 10H230V9H229ZM236 10H238L237 12L240 13V14H242V15L238 14V13L236 12ZM4 11H5V12H4ZM46 11H47V12H46ZM257 11H259V13H258ZM1 12H2V13H1ZM16 12H17V13H16ZM20 12H22V13H20ZM24 12H25V13H24ZM34 12H35V13H34ZM61 12H62V13H61ZM80 12H81V13H80ZM84 12H85V13H84ZM90 12H91L92 14L95 13V14H94L95 17H94V15H92ZM105 12H106V13L108 12L107 15H110L109 13L112 14V17H111V15H110V16H107V18L109 19V24H108V25H107L108 22H106V21L108 20V19L105 17L106 15H105V16H102V15H103L102 13L105 14ZM135 12H136V13H135ZM149 12H151V14H152L153 17L148 16ZM158 12H159V13H158ZM252 12H253V11H252ZM5 13H6V15H5ZM46 13H49L48 15H50V19H49V16H48ZM96 13H97V14H96ZM123 13H124V14H123ZM167 13H168L169 15H168ZM3 14H4V15H3ZM7 14H8V15H7ZM40 14H41V16H40ZM55 14H56V15H55ZM64 14H65V15H64ZM76 14L79 15V16H77ZM89 14H90V15H89ZM122 14H123V15H122ZM151 14H149V15H151ZM158 14H160V15H158ZM164 14L167 15V16H165ZM257 14H259L260 16H259V15L257 16ZM68 15H69V16H68ZM82 15H83V16H82ZM87 15L90 16V17H88ZM96 15H99L100 18L103 17V18H102L103 21H102V19H99V20H101V21H99V20H98L99 17L96 16ZM145 15H146V16H145ZM172 15H170V16H171V17H174V15H173V16H172ZM176 15H175L176 18L174 17V18H175V19H174L175 22H180V21H176V19H177V17H178V16H176ZM238 15H239V16H238ZM253 15H254V17H253ZM5 16H6V17L8 16L9 18L7 17V18H8V19H7ZM37 16H38V17H37ZM42 16H44V17H42ZM81 16H82V17L87 16V17H84V18H85L84 22H86L87 24H89V20H88L89 18L91 19L90 21H92V19H94V21H95V22L93 21L94 24H95L96 22H98V25H97V24H95V25H96V27H97V26L99 27V33H100V31H101V32L104 31V32H102V34H104V35L107 36V37L104 38V37H105L104 35H103L104 37H102L101 33L99 34L98 31H97L98 27H97V29L95 30L96 27H94L95 25H94L93 23H92V25H94V26H91V25L89 24V26H91V29L94 28V29H92V32H91V33H93L94 35L91 34V37H90V36H89V35H90L89 33H90V31H91L90 27L88 26L89 28H87V30H85L86 28H85L84 25H86V23H85V24H84V22L82 23V20H81L80 18H79V19H80L81 21H80L79 19H77L78 17H81ZM91 16H92V17H91ZM101 16H102V17H101ZM124 16H125V17H124ZM147 16H148L149 18L151 17L150 19H152L151 21H150V19H149V21H150L149 23H147V22H148V20H147L148 17H147ZM248 16H249V17H248ZM66 17H67L68 19H67ZM71 17H72V18H71ZM93 17H94V18H93ZM97 17H98V18H97ZM104 17H105V19H107V20H105ZM109 17H111V19H110ZM115 17H116V18H115ZM118 17H122V18H118ZM138 17H139V18H138ZM235 17H236V19H235ZM241 17H243V18H241ZM2 18H3V19H2ZM38 18H39V19H38ZM41 18L43 19V21H40ZM61 18H63V20H62ZM70 18H71V19H70ZM84 18H82V19H84ZM123 18H125V19H123ZM178 18H179V17H178ZM252 18H253V19H252ZM255 18H256V19H255ZM257 18H258V19H257ZM4 19H7L8 21H7V20H6V21H7L8 23H6V21H5ZM44 19H45L46 21H45ZM51 19H52V20H51ZM66 19L69 20V22L66 21ZM86 19H87V20H86ZM119 19H120L121 21L124 20L122 23H125V22L127 21L125 24H127V23L129 22V23H131L132 25L128 23V25H126L127 27H125V24L119 23V22H121V21H119ZM122 19H123V20H122ZM134 19H135V20H134ZM137 19L140 21V27H141V28H145V31L147 30L146 32L143 31L144 29L142 30L140 27H138V28H140V29L142 30V31H141V30L139 29L141 33H138V32H137V29H138V28H137V23H139ZM145 19L147 20V22H146ZM169 19H170V18H169ZM171 19H172V18H171ZM48 20H49V21H48ZM50 20H51V21H50ZM96 20H97V21H96ZM104 20H105L106 23L104 22ZM166 20H167V19H166ZM174 20H172V21H174ZM177 20H180V19H177ZM233 20H234V21H233ZM239 20H238V21H239ZM2 21H3L4 23H3ZM27 21H28V22H27ZM47 21H48V22H47ZM59 21H60L61 23H60ZM79 21H80V22H79ZM111 21H112L114 24L111 23ZM136 21H137V22H136ZM167 21H168V20H167ZM255 21H254V23H255ZM9 22H10L11 24H10ZM23 22H25V23H23ZM31 22H32V23H31ZM40 22H41V23H40ZM42 22H44V23L42 24ZM51 22H52V23H51ZM77 22H79L78 25H79L80 29H79V27H77V26H78V25H77ZM99 22H100V25H99ZM133 22H134V24H133ZM232 22H231V24H232ZM234 22H235V23H234ZM240 22H239V23H240ZM1 23H2V24H1ZM5 23H6V24H5ZM22 23H23V24H22ZM59 23H60V24H59ZM63 23H65V26L68 27V28H65V26H64ZM90 23H91V22H90ZM104 23H105V24H104ZM145 23H147V24H145ZM243 23H241V24H243ZM261 23H263V22H261ZM9 24H10V25H9ZM12 24H14V27H13ZM20 24H21V25H20ZM44 24H46V25H44ZM57 24H58V25H57ZM80 24H81V26H80ZM82 24H84V25H82ZM101 24H104V25H102V26H104V28H102L103 30H101ZM111 24H113V27H111V26H112ZM118 24H120V25H122V26H120V25L117 26ZM236 24H237V25H236ZM241 24H240V25H241ZM244 24H243L242 26H246V25H244ZM4 25H5V26H4ZM30 25H31V26H30ZM41 25H42V26H41ZM59 25H61V26L59 27ZM67 25H68V26H67ZM70 25H71V27H70ZM106 25H107V26H106ZM110 25H111V26H110ZM115 25H116V26H115ZM135 25H136V27H135ZM141 25H142V26H141ZM9 26H10V27H9ZM29 26H30V27H29ZM33 26H34V27H33ZM40 26H41V27H40ZM52 26H53V27H52ZM63 26H64V27H63ZM73 26H74V27H73ZM75 26L77 27V29H74ZM82 26H84V27H82ZM86 26H87V25H86ZM105 26H106V27H105ZM109 26H110L111 28H110ZM114 26H115V27H114ZM138 26H139V24H138ZM152 26L156 28L155 30H156L158 33L153 29V30H154V33H155V32H156V33L154 34V33L152 32V33H150V34H152V35H149V31H153V30H151V27H152ZM5 27H6V28H5ZM7 27H8V28H7ZM57 27H58V29H56ZM69 27H70V28H69ZM81 27L84 28V29H82ZM120 27H121L122 29H121ZM124 27H125V28H124ZM153 27H152V28H153ZM232 27H233V28H231V29H232L231 31L233 32V34H235V35H237V34H238V35H241V34H242L243 29H242V31H240L239 33L237 32V31L241 30V29H240L241 26H240L239 29H237L238 27H237V28H236V27L234 28V26H232ZM4 28H5V30H4ZM32 28H33V29H32ZM62 28H64V29H62ZM113 28H114V29L117 28L118 30L116 29V32H115V33H114V32H111V31H115V30H113ZM243 28H245V27H243ZM7 29H8V30H7ZM10 29H11V30H10ZM35 29H36V30H35ZM38 29H39V30H38ZM49 29H50V30H49ZM59 29H60V30H59ZM67 29H69V31L72 29L73 32H72V30L69 32V31H67ZM88 29H89L90 31H88ZM105 29H106V30H107V29H112V30H111V31H109V30L106 31ZM233 29H234V30H233ZM1 30H2L3 32H1ZM30 30H31V31H30ZM41 30H42V32H41ZM48 30H49V32H48ZM61 30L64 32V35H65V36L63 35V32H62ZM75 30H76V32H74ZM82 30H83V31H82ZM119 30H121V32H123V33H122L123 35H124V34L126 35L127 33H129V34H128L129 37L127 38L128 35H127V36H123V35L121 34V32H120L121 36H120V34H117ZM134 30H135V31H134ZM139 30H138V31H139ZM148 30H149V31H148ZM163 30H164V29H163ZM166 30H167V29H166ZM65 31L68 32V33L66 34ZM133 31L135 32V35H137V36L134 35V32H133ZM189 31H191V30H189V29H188V30H183V31L181 30L183 36L180 34L181 32H180V33L177 32L176 34H174V35H176V37H177V34H178V36H179V34H180V35H181L180 37H184V39L186 38L185 41H184L183 39H182V40L179 39L180 37H179L178 39H177V38L175 39V41H176V42H179V43H180V41H182L184 44H185V42H186V43L188 42V44H187L186 46L184 45L185 48H184L183 50H186V49H187L186 47L189 46V45H193V46H190V48L192 49V48L194 47V44H195V40H194V38H193V34H192V32H191V34H189ZM7 32H10V33H8V36H7ZM60 32H61L62 34H61ZM77 32H78V33H77ZM81 32H84V33H85V34H84V33L82 34V37L85 35V38H83V40H82V37H81ZM88 32H89V33H88ZM96 32H97V33H96ZM110 32H111V34H110ZM136 32H137V33H136ZM142 32H143V33H142ZM144 32H145L146 34H145ZM36 33H37V34H36ZM55 33H56V34H55ZM57 33H58V34H57ZM69 33H70V34H69ZM72 33H74V34H72ZM95 33H96V35H95ZM107 33H109V34H107ZM130 33H132V35H134V36L132 37V39H131V36H132V35H131ZM147 33H148V38H149V40H148V38H147V36H146ZM9 34H10L11 38H10ZM34 34H35V35H34ZM50 34H51V35H50ZM53 34H54V35H53ZM71 34L73 35V37H72ZM97 34L101 35L100 37H102V39H104V41H103L102 39H101V41L98 40V39H100V37H99V35L97 36ZM138 34H139V35H140V34H141V35L143 34V37L141 36V37H142V38H141L140 36H138ZM256 34L258 35V33H256ZM256 34L254 33V35H256ZM4 35H5V36H4ZM59 35H60V37H59ZM67 35H68V36H71V37L68 39V38L66 37ZM118 35L120 36V38H118ZM238 35H237V36H238ZM254 35L252 34V35H251V38H255V37L257 36V35H256V36H254ZM53 36H54V37H53ZM88 36H89V37H88ZM93 36H94V37H93ZM95 36H96V38H97V37H99V38L96 39ZM108 36H109V38L111 39V41H113V42L109 41ZM116 36H117V37H116ZM159 36H160V35H159ZM191 36H192V37H191ZM4 37H5V38H4ZM55 37H56V38H55ZM58 37H59V38H58ZM62 37H63V38L65 37V38L63 39ZM78 37L81 38V39H79L80 41H82L81 43H79L80 41L77 39ZM86 37H88V38H86ZM123 37H124L125 39H127V40H125V41H127V42L129 41L128 43L130 44V47L132 46V44H133V46H134V45H135V42H137L136 45H135L136 47H135V46H134V47L132 46V48H130V47L128 46L129 44L127 45V42H125L123 39H121V38H123ZM134 37H136V38H134ZM137 37H140V39L137 38ZM144 37H145V38H144ZM156 37H157V38H156ZM174 37H175V36H174ZM174 37H173V38H174ZM257 37H258V36H257ZM257 37H256V38H257ZM9 38H10V39H13V40H10ZM14 38H15V39H14ZM45 38H46V39H45ZM52 38H53V39H52ZM60 38H61V39H60ZM66 38H67L68 40H67ZM112 38H113L114 40H112ZM133 38L136 39V41L133 40ZM150 38L153 39V40H151ZM1 39H5L7 42H6L5 40H4V41L2 40V41L4 42V43H3V42L1 41ZM18 39H20V40H18ZM48 39H49V40H48ZM70 39H71V40H70ZM72 39H73L74 41H73ZM84 39H85V41H84ZM89 39H90V40H89ZM120 39L123 40V41H121ZM128 39H129V40H128ZM138 39H139V40L142 39V40H141V43H142V41H143L144 39H145L146 41H144L142 44H140V42L137 41ZM190 39H192V40H191L192 42H189ZM14 40H15V41H14ZM54 40H56V41H54ZM69 40H70V41H69ZM76 40L79 41L78 43L76 42L77 44L75 43ZM106 40H108L109 43H111V44H107V43H105V44H107V45H111V47H109V46H107V45L104 44V42H108V41H106ZM132 40H133V42H131ZM17 41H18V43H17ZM43 41H44V42H43ZM52 41H53V43H52ZM65 41H66V42H65ZM115 41H116V42H115ZM172 41H173V39H172ZM5 42H6V43H5ZM9 42H10V43H9ZM46 42H47V43H46ZM48 42H49V44H48ZM99 42H101V43H99ZM102 42H103V43H102ZM124 42H125V44L127 45V48L129 47V48L131 49V51H130V50H127L125 44H122V43H124ZM148 42H149V43H148ZM182 42H181V43H182ZM15 43H16V44H15ZM20 43H21V44H20ZM88 43H89V44H88ZM112 43H113V45H112ZM114 43L117 44L116 47L118 46V49L123 50V51H121V52H123V53H120V51H119L118 53H116L117 51H116V52L114 51L116 54H120V55H118V56H119V59H120V60L118 59V61H119V64H118L119 66L117 65L118 68L116 67V63H115V64H112L113 62H118V61H117V58H115V55H114L113 58H115L116 61H115L114 59H111V60L108 59V61H106V59H107L106 57H102V59H103V58H106V59H103V60H100V59H98V58H97V59H94V58H96V56L93 57L92 54L96 55L93 51L97 52V51H98V48H97L98 46L101 48V45H102V48H105V49H106V48H107V49H108V48H109V49L111 48V49H112V47H114ZM120 43H121V44H120ZM183 43H182V46H183ZM17 44H18V45H17ZM44 44H45V45H44ZM64 44H65V45H64ZM72 44H73V45H72ZM81 44H82L83 46H82ZM103 44H104V45H103ZM137 44H138V45H137ZM174 44H175V43H174ZM174 44H173V45H174ZM16 45H17V46H16ZM46 45H47V47H46ZM48 45H49V46H48ZM52 45H53V46H52ZM54 45H56V46H54ZM60 45H61V47H60ZM74 45H76V47H75ZM77 45H79V46H77ZM80 45H81V48L83 47L82 49L85 48L86 53L88 52L87 55H88V54L90 55V54L92 53V54H91V57L89 56L90 58H89V57H88V58L85 57V54H86V53H83V50L80 48ZM141 45H142V46H141ZM2 46H3V47H2ZM4 46H6L5 49H4ZM15 46H16V48H15ZM33 46H35V47H33ZM57 46H58V47H57ZM69 46H74L75 48L78 47L77 49L80 50V53H79L78 50H75V48H73V47H71L72 49L69 48ZM91 46H93V47H91ZM104 46H105V47H104ZM106 46H107V47H106ZM174 46H175V45H174ZM1 47H2V48H1ZM66 47H68V50H67V52H66V54H65L64 51H66V50H65ZM86 47H87V48H86ZM116 47H115V48H116ZM33 48H34V49H33ZM54 48H55V49H54ZM58 48H59L60 50H59ZM115 48H113L112 51L115 50ZM129 48H128V49H129ZM190 48L188 47V49H187V53H188V50H190ZM31 49H32V51H31ZM86 49H91L92 51H91V50H86ZM107 49H106V50H107ZM111 49H110V50H111ZM3 50H4V51H3ZM49 50H51V51H49ZM55 50H56V51H55ZM72 50H74V51H72ZM81 50H82V51H81ZM103 50H104V49H103ZM110 50H109V51H110ZM136 50H137V52H136V51H135V52L133 51V52H134V53H139L140 55L143 54V56L146 55L145 52H143L142 50L140 51V48H139V49H136ZM138 50H139V51H138ZM6 51H7V52H6ZM52 51H53V52H52ZM61 51H62V52H61ZM70 51H72V52H70ZM75 51H77V54L75 53ZM85 51H84V52H85ZM89 51H90V52H89ZM129 51H130V53H129ZM204 51H208V50H205V49H204ZM204 51H203V53H204ZM3 52H5L6 54L4 53V55H3ZM32 52H33V53H32ZM34 52H35V53H34ZM48 52H49V54H48ZM69 52H70V54H72V56H74L75 58L72 57V56L69 54ZM140 52H141L142 54H141ZM185 52H186V51H184L185 58H186V54H187V53H185ZM189 52H190V51H189ZM208 52H210V51H208ZM208 52H205L204 54H202V52H200V53H201L202 56H203V55H207ZM7 53H8V54H7ZM62 53H63V54H62ZM73 53H74L76 56L78 55V53H79L80 55H81V54H82V55L84 54V55H83V56L85 57V58H84L85 60L83 59L84 61L82 60V58L79 57L80 55L77 56V57H78V60L81 59V60H80V63H81L80 66H81V67L83 66V67H82V70H83V68L85 67V64L89 61V60H87V59H92L91 62L89 61V63H87L88 65H89V64H90V65H89L88 67H85V68H87V69H85V70H86V71H87V70H90V68H92V67H93V68H92L93 71H95V70L97 69V70H96L97 72H96V73L94 72V76H93L94 78H92V75H90V73H92V72H90V71L86 72V71L84 70V71H85V73H84V72L81 70V68H78V72L76 71L77 69H76L75 67H78L79 65L76 64V62H77V61H76V60H77L76 58H77V57H76ZM97 53H98V52H97ZM110 53H111V52H110ZM210 53H211V52H210ZM210 53H209V55H211ZM35 54H36V55H35ZM51 54H52V55H51ZM55 54L57 55V57H55V56H56ZM58 54H59V55H58ZM60 54H61V56H62V55H64V57L66 56V58H67V57H72V59L74 58V60H72L71 58H70L71 60L67 58L68 60H67V62H65V61H66V58H64L65 60L62 59L61 57H59ZM121 54H123V55H122L123 57H124V55L127 56V57H125V60H124V58L121 56ZM129 54H131L132 56L129 55ZM139 54H138V55H139ZM144 54H145V55H144ZM184 54H183L182 56H179V57H180V60H179L178 58H177V59H178L179 61H182V60L184 61V60H185V58H184ZM212 54H213V52H212ZM50 55L52 56V59H51V57H49ZM82 55H81V57H82ZM87 55H86V56H87ZM209 55H207V56H209ZM8 56H9V57H8ZM21 56H22V57H21ZM25 56H26V57H25ZM31 56H32V57H31ZM35 56H37V57H35ZM116 56H117V55H116ZM120 56L122 57V59H123L124 61H122V59H121ZM129 56H131V57H130V60H128V61L126 62V59L129 58ZM3 57H4L5 59H4ZM34 57H35V58H34ZM53 57L59 59V60L62 62V65H61V63H60V65H61V66H60V65L58 64V61H56L57 59H55V58H53ZM92 57H93V58H92ZM132 57H134V58H132ZM182 57H183V59L181 60ZM205 57H206V56H205ZM8 58H10V60H9ZM13 58H16V60L13 59ZM46 58H47V59H46ZM60 58L64 61V63H63V61H62ZM109 58H110V56H109ZM35 59H36V60H35ZM43 59H44V60H43ZM45 59H46V60H45ZM53 59H54V60H53ZM75 59H76V60H75ZM134 59H135V60H134ZM3 60H4V62H5V61H6V62L4 63ZM28 60H30V61H28ZM38 60H39V61H38ZM47 60H50V61L52 62V63H50V61H48V63H49L50 65L53 64V63H55V61H56V64H54V66L56 65L55 68H54V66H52V65H51L52 67L49 66L48 63L46 62ZM52 60H53L54 62H53ZM95 60L98 61V62H97V61L95 62L96 64L94 63ZM104 60H105V61H104ZM112 60H114V61H112ZM132 60H133L134 62H136V63H134ZM178 60H175V61H178ZM7 61H8V63H7ZM9 61H10V62H9ZM15 61H16V62H15ZM24 61H25V62H24ZM68 61H69V62H68ZM74 61H75V62H74ZM82 61H83V62H82ZM120 61H121L122 63L125 62L126 64H128V65H127L128 67H127V66H125V67H126V68H129V69L131 68V66H133V65L135 66V64H136V66H135V67L133 66V67H134V69L136 68L135 70H138V71H137L138 73L135 71V73H137V78H138V79L135 78L136 75H134V73L131 74V75H130V74H127V73H130V72L132 71L133 67L131 68V70L127 69V70H128V72H127V71L124 70V69H126V68L123 69L125 63H123V64H124V65H123ZM129 61H130V62L132 61V62H133V65L130 66V65H129V63H130ZM183 61H182V62H183ZM26 62H27V63H26ZM28 62H29V63H28ZM73 62H74V63H73ZM84 62H85V63H84ZM99 62H100V64H101L102 66L99 65ZM104 62H108V63H110V64H108V63H104ZM182 62H181V64H180V62L177 63V65H178L179 67H181L182 64H183ZM18 63H19V64H18ZM46 63H47V64H46ZM66 63H67V65L65 66ZM71 63H73V64H71ZM82 63H83L84 65H82ZM97 63H98V64H97ZM103 63H104V64H103ZM120 63H121V64H120ZM3 64H5V67H4ZM7 64H8V65H7ZM23 64H24V65H23ZM42 64H43L44 66H43ZM45 64H46V65H45ZM63 64H64L65 67H63ZM87 64H86V65H87ZM92 64H93L94 66H92ZM130 64H131V63H130ZM179 64H180V65H179ZM32 65H33V66L36 65V66L33 67ZM41 65H42V66H41ZM47 65H48V67H47ZM57 65H59L58 68H56ZM68 65H69L70 68H71V70H70V68H68V70H70L71 73L67 71V66H68ZM95 65L99 66V68H101L102 72H101V71L99 72V71H98V67L96 66V67H97V68H96ZM104 65H105V66H104ZM109 65H110V66H109ZM112 65H113L114 67H113ZM120 65H123V67H122V66L120 67ZM149 65H150V64H149ZM13 66H14V67H13ZM22 66H23V67H22ZM26 66H27V67H26ZM37 66H38V67H37ZM80 66H79V67H80ZM91 66H92V67H91ZM107 66H108V67H107ZM111 66H112V67H111ZM129 66H130V67H129ZM3 67H4V68H3ZM25 67H26V68H25ZM32 67H33V68H32ZM89 67H90V68H89ZM94 67H95V68H94ZM115 67L117 68L116 70H118V71H122V70H123V71L125 72V73H124V72L122 71V72H123V73H122L123 75L126 74L125 77L127 78V81H125V82H127V83L129 82V83L131 84V83L134 82L133 80H134V78H135V83L137 82V85H135V84L133 83L132 86H133V87L136 86V87L133 88V87L129 86V84L125 83V82H124V80H126L125 77H123V78H122L123 80H121V79H120V78L122 77V76H121L122 74H120L121 72H119L118 74L113 73V72H112V69L114 70ZM8 68L13 69V70L8 71V70H9ZM29 68H30V69H29ZM31 68H32V69H31ZM36 68H39V69H36ZM44 68H45V69H44ZM53 68H54V69H53ZM59 68H60V69H59ZM61 68H63L62 71H66L67 73H69V74H67L68 76H69L70 74H72V72H75V73H74L75 75H74V74H73V75H74V77L76 76V77H75L76 79H75L72 75H70L71 77L69 76L71 79H70L69 77H67L66 74L64 75L65 72H61ZM72 68H73V70H72ZM74 68H75V69H74ZM88 68H89V69H88ZM4 69H6V70H4ZM7 69H8V70H7ZM49 69H50V70H49ZM57 69H58V70H57ZM64 69H65V70H64ZM79 69H80V70H79ZM94 69H95V70H94ZM103 69H104V68H103ZM110 69H111V70H110ZM120 69H122V70H120ZM153 69H154V71L156 70L155 67H154ZM182 69H184V68L182 67ZM22 70H23V71H22ZM36 70H37V72H40V73H41L42 70H45V71H43V73H45V72L48 71V70H49L50 72L57 70L56 73H58L59 77H61V78H60V79L58 78L59 80H56L57 83L54 82V83H55V84H54V87H53V85H52V86H51L52 88H51V87H50V88H51V90L53 89V90L59 92L58 95H57V93H56V96H51V94H50V93H51V90H50V92H49L50 95H48V91H49L50 88L46 91L45 89H47V88H46V87H43V86H44L43 83H42V84H39V86H41V87H40V88H41L40 91L44 89V90L42 91V93L39 94L40 91L38 90V91H39V92H38L37 89L35 88V86L37 87V85H34V84H36V83H35V80H36V78H38L37 75H39V73L36 74V75L34 74L35 77H36V76H37V77H36V78H35V77H32L33 80H31V79H30L31 81L28 80V77L31 78V76H33L32 74H33L34 72L37 73ZM40 70H41V71H40ZM92 70H91V71H92ZM116 70H115L114 72H116ZM158 70H159V69L157 68V70H156V71H157V75H156V76L160 79V76L163 77L164 75H163L162 73H161L162 75H161V74H158ZM184 70L186 71V68H185ZM81 71H82V72H81ZM108 71H111V74L113 73V76H114V74H116L115 78H114V77H113ZM1 72H2V73H1ZM9 72H10V73H9ZM27 72H28V73H27ZM126 72H127V73H126ZM133 72H134V70H133ZM145 72L148 73V74H146ZM161 72H162V71H161ZM8 73H9V74H8ZM31 73H32V74H31ZM43 73H42V74H43ZM77 73H80V77H79V74H77ZM131 73H132V72H131ZM144 73H145V75H144ZM151 73H152V74H151ZM119 74H120V75H119ZM1 75H2V76H1ZM58 75H57V77H58ZM88 75L91 76V77H88ZM101 75H102V76H101ZM117 75H119L120 78H119V76H117ZM132 75H133V76H132ZM5 76H6V77H5ZM15 76H16V77H15ZM39 76H40V75H39ZM77 76H78V77H77ZM156 76H155V77H156ZM72 77H73V78H72ZM87 77L89 78L90 81L88 80ZM116 77H118V78H117L118 80H116ZM153 77H151L150 81L152 80ZM155 77H154V78H155ZM157 77H156V78H157ZM162 77H161V78H162ZM5 78H6V80H5ZM10 78H13V79L11 80ZM77 78H78V79H77ZM131 78H133V79H131ZM154 78H153V80H155ZM163 78H166V75H165V77H163ZM72 79H74V80H72ZM107 79H109V81H107ZM119 79H120L123 83L120 82ZM136 79H137V80L142 79V80L138 82V81H136ZM159 79H158V80H159ZM168 79H169V78H167V80H168ZM187 79H188V81H187ZM187 79H186L185 81H184V80L182 81V84H184L183 86L186 87V88H184V91H186L187 88L189 89V88H190L189 86H191V84H195V83H196V80H193V82H192L191 80H189V78H187ZM4 80H5L6 82H4ZM9 80H11V81H9ZM14 80H15V81H14ZM71 80H72V82H71ZM82 80H84V78H83ZM158 80H156V81H158ZM198 80H199V79H197V82H198ZM59 81H60V82H59ZM88 81H89V82H88ZM106 81H107V82H106ZM111 81H112V82H111ZM132 81H133V82H132ZM145 81H147V82H145ZM150 81H149V83H150ZM170 81H171V80H170ZM189 81L192 82L190 85H189V83H190ZM194 81H195V82H194ZM13 82H14V83H13ZM17 82H19V83H17ZM69 82H70L71 84H69ZM90 82H91V83H90ZM109 82H111V83H114V82H115V83H114L113 85L110 86L111 83H109ZM116 82H117V83H116ZM118 82H120V83L123 84V85L125 84V87H126V88L123 87V89H125V91H127V92H128V90H129V87L134 91L135 89H136V90L139 89L138 87H140V85H141L140 89H141L142 91L137 90V91H139V94H138V95H137V94L135 95L133 91H129V93H131V95H132V93H133V95H132L131 98L128 99V96H130L129 93H128V95H127L126 92L122 89V87H121V89H120V88H119V85L121 86V84L119 83V85H117ZM151 82H152V81H151ZM168 82H169V81H168ZM186 82H187V83H186ZM3 83H4V84H3ZM5 83H6V85H5ZM59 83H60L61 86L59 85ZM79 83H80V82H79ZM89 83L91 84V86H90ZM105 83H109V87H110V88L107 87L108 85H105ZM12 84H13V85H12ZM68 84H69V86L73 87L72 90L75 91V92H74L75 95L73 94L74 96L71 95V94L73 93V91H72V93H70L71 90H68V89H71V87L69 88V86H67ZM82 84H80V85H82ZM115 84H116L118 87H117ZM126 84H127L128 86H127ZM138 84H139V86H138ZM182 84H180L181 87H182ZM196 84H198V83H196ZM196 84H195V85H192L193 89H192V87H191L190 90H194V87H196V86L198 87V85H196ZM14 85L16 86V88H15ZM97 85H98V87H97ZM123 85H122V86H123ZM134 85H135V86H134ZM142 85H144V86H142ZM185 85H186V86H185ZM188 85H189V86H188ZM263 85H264V84H263ZM12 86H13V88H11ZM17 86H18V87H17ZM19 86H20V88H19ZM45 86H46V85H45ZM63 86H65L66 88H64ZM85 86H81V87L84 88ZM105 86H106L107 89H108V88H109V89L107 90V89L105 88ZM153 86H154V88H153ZM22 87H23V89H22ZM55 87H57V88H55ZM67 87H68V88H67ZM96 87H97V88H96ZM101 87H104V89L101 88ZM111 87H112V89H111ZM114 87H115L116 89H114ZM144 87H145V88H144ZM181 87H180V88H181ZM14 88H15L16 90H17V88H18V91H17V92L14 91ZM24 88H25V89H24ZM37 88H39V87H37ZM63 88H64V92H63L62 94H63L64 97L62 96V94H60V89H62V91H63ZM117 88H119V89L121 90V91H120L121 93H122V92H125V93L122 94V95H120V96H118L117 94H121V93L117 91V90H119V89H117ZM127 88H128V90H127ZM143 88H144L145 90H144ZM159 88H158V90H159ZM26 89H27V90H26ZM77 89H78V91H77ZM101 89H102V91H101ZM131 89H130V90H131ZM152 89H153V90H152ZM182 89H183V87H182ZM188 89H187L186 93H189V94H187L185 97H187L188 95H190V92H189L190 90H188ZM5 90H6V91H7V90H8V91L10 90L9 92H11V93H9V92H5ZM12 90H13V91H12ZM104 90H105V91H104ZM106 90H107V91H106ZM112 90H114V92H112ZM115 90H116V91H115ZM136 90H135V91H136ZM143 90H144V91H143ZM3 91H4V92H3ZM36 91L38 92V94H36V93H37ZM45 91H46V92H45ZM82 91H83V92H82ZM84 91H85V92H84ZM96 91H95V93H97ZM263 91H264V89H263ZM263 91H262V96H263V97H262V103H263V105H264V101H263V100H264V99H263V98H264V94H263ZM13 92H15V95H14ZM20 92H21V93H20ZM22 92H23V93H22ZM77 92H78V93H77ZM102 92H105L104 95H103ZM115 92H116V93H115ZM117 92H118V93H117ZM141 92H142L143 98H145V99H141V97H142V96H141ZM233 92H235V89H234ZM3 93H4V94H3ZM8 93H9V94H8ZM18 93H19V96H18ZM43 93H44V95H43ZM53 93H54V91H52V94H53ZM68 93H70V94H69V95H64V94H68ZM76 93H77V94H76ZM95 93H94V95H95ZM98 93H99V92H98ZM98 93H97V95H98ZM112 93H115L116 95H113ZM137 93H138V92H137ZM144 93L146 94V96H144V95H145ZM153 93H154L156 96H155ZM235 93H236V92H235ZM235 93H233V95H234ZM6 94H8V95H6ZM91 94H93V93H90V95H91ZM100 94H99V96L96 95L97 97H96V96H91L92 98H90V97H89V98H90V100L93 99V100H92L93 102H94V101L97 102L96 99H99L98 101L104 102L103 99H105L106 97L103 98ZM125 94H126V96H124ZM16 95H17L18 97H17ZM20 95H24L23 99H22V96H21V98H19ZM27 95H28V96H27ZM33 95H34V96H33ZM39 95H40V96H39ZM46 95H47L48 97H47ZM60 95H61V97H60ZM90 95H89V96H90ZM111 95H112V96H111ZM139 95H140V96H139ZM150 95H151V96H150ZM41 96H42V97H41ZM44 96H45V97H44ZM75 96L77 97L76 99H75ZM135 96H136V97H135ZM154 96H155V97H154ZM66 97H67V98H68V97H70V98L72 97V99H74V100H71V99H70L71 101H68V102L66 101V102H65V98H66ZM73 97H74V98H73ZM87 97H88V96H87ZM98 97H99V98H98ZM138 97H140L139 99H141V100H139ZM151 97H152V98H151ZM157 97H159V95H158ZM161 97H162V95H161ZM161 97H160V99H161ZM234 97H235V95H234ZM17 98H19V99H17ZM32 98H33V99H32ZM38 98H39V99H38ZM43 98H45V99H43ZM47 98H48V99H47ZM50 98H51V99H50ZM61 98H63L64 100L61 99ZM95 98H96V99H95ZM100 98H103V99L100 100ZM126 98H125V99H126ZM14 99H15V101H14ZM16 99H17V100H16ZM106 99H107V98H106ZM106 99H105V102H104V103H106V101L108 100V99H107V100H106ZM119 99H120V98H119ZM119 99H117V100H119ZM125 99H120L119 101H117V100L115 99V101H117V102H121V103L123 102L124 104H126L127 101L124 102ZM130 99H131V100H130ZM154 99H153V100H154ZM187 99H188V98H187ZM190 99H191V98H190ZM232 99H234V98H232ZM26 100L29 101L28 99H26ZM26 100H25V101H26ZM47 100H48V101H47ZM59 100H60V101H59ZM66 100H67V99H66ZM112 100H114V98L111 99L110 101H112ZM122 100H123V101H122ZM147 100H146V102H147ZM150 100H149V103L147 102L148 105L150 104L151 101H153V100H151V101H150ZM161 100H162V99H161ZM161 100H159L158 102H156V104L158 103V105H159V102H161ZM188 100H189V99H188ZM220 100H221V99H220ZM8 101H9V102H8ZM17 101H18V103L16 104ZM23 101H24V100H23ZM51 101H52V102H51ZM56 101H57V102H56ZM108 101H109V100H108ZM108 101H107V102H108ZM110 101H109V102H110ZM129 101H128V102H129ZM73 102L75 103V105H74ZM109 102H108V103H109ZM128 102H127V103H128ZM176 102H177V101H176ZM187 102H188V101H187ZM191 102H192V101H191ZM3 103H4V104H3ZM8 103H9V104H8ZM12 103H13V104H12ZM14 103H15L16 106L14 105ZM22 103H23V102H22ZM46 103H47V104H46ZM50 103H51V104H50ZM61 103H62V104H61ZM70 103H71V106H70ZM76 103H78V104H81V103H82V106L79 105V106H81L82 108L79 107V106L76 107V110L79 108V109L77 110V113H75V112H76V111H75ZM123 103H122V104H123ZM152 103H155V102H152ZM152 103H151V105H152ZM256 103H257V102H256ZM1 104H3V105H1ZM37 104H38V106H36ZM44 104H45V105H44ZM48 104H49L50 107H48ZM59 104H60V105H59ZM65 104H66V105H65ZM68 104H69V105H68ZM78 104H77V105H78ZM135 104H136V103H135ZM138 104H139V103H138ZM138 104H136V105H138ZM140 104H139V105H140ZM156 104H155V105L153 104V105L155 106V108H156ZM160 104H161V103H160ZM185 104H186V103H185ZM185 104H184V105H185ZM188 104H191V103H188ZM188 104H186V106H187ZM193 104H194V103L192 102L191 105L194 106ZM226 104H228V102H227ZM53 105H55V106L51 108V106H53ZM57 105L60 106L59 109H58V106H57ZM63 105H65V106H63ZM73 105H74V107H73ZM151 105H150L149 107H151ZM161 105H162V104H161ZM161 105H159V106L161 107ZM228 105H229V104H228ZM228 105H227V106H228ZM263 105H262V107H264ZM32 106H33V107H32ZM69 106H70V107H69ZM154 106H153V107H154ZM159 106H157V107H159ZM225 106H226V105H225ZM35 107H36V108H35ZM38 107H39V108H38ZM41 107H42L43 110H44L43 112H41V109H42ZM46 107H47V108H46ZM66 107H69V108H67L68 110L66 109ZM160 107H159V109H158V108L155 109L156 114H154L155 111L152 110L154 115H157V112H158L159 114H160V111H161V113L163 112V110H162V109H163V108H162L163 105H162V107H161V108H162L161 110H160ZM184 107H185V106H184ZM223 107H224V106H223ZM223 107H222V108H223ZM17 108H18V109H17ZM45 108H46V109H45ZM56 108H57L58 111L55 110ZM61 108H62V109H61ZM80 108H81V110H80ZM151 108H152V107H151ZM190 108H192V107L188 105V107H186L185 110H186V109L188 110V109H190ZM222 108L220 107L219 109H222ZM224 108H225V107H224ZM32 109H33V110H32ZM50 109L52 110V113H53V114L51 113V110H50ZM53 109H54V110H53ZM60 109L62 110V112H61ZM69 109H70V110H69ZM152 109H153V108H152ZM216 109H218V107H217ZM219 109H218V110H219ZM225 109H226V108H225ZM225 109H222V112H220V114L217 112V111H218V110H217L216 112L218 113V116H220L221 113H223L222 116H223L224 114L226 115L227 113H226V112L224 113V111H227V110H225ZM262 109H263V108H262ZM15 110H16V111H15ZM34 110H35V111H34ZM45 110H46V111H45ZM73 110H74V111H73ZM157 110H158V111H157ZM194 110H195V109H194ZM32 111H34V112H32ZM37 111H38V113H37ZM53 111H54V112H53ZM189 111L192 112V109H190V110H188V111H185V112H189ZM220 111H221V110H220ZM228 111H229V109H228ZM256 111H257V110H256ZM262 111L264 112V109H263ZM2 112H3V114H4V117H3V115H2ZM35 112H36V113H35ZM46 112H47V113H46ZM57 112H59V113L57 114ZM115 112H116V111H115ZM115 112H113V115L115 114ZM138 112H139V115H140V111H135V114L133 115V119H134V117H136V118L134 119L135 121H136L137 119H139V118H140L139 120H141V117L143 118L142 115H140V117H138L139 115H138V116L136 115V113H138ZM254 112H255V110L252 111V114H253ZM263 112H262V114H263ZM14 113H15V114H14ZM80 113H81V112H80ZM6 114H7V116H6ZM12 114H13V115H12ZM51 114H52V115H51ZM159 114H158V116H159ZM163 114H164V113H163ZM53 115H54L55 117H54ZM58 115H59V116H58ZM113 115H112V116H113ZM115 115H116V114H115ZM115 115H114V116H115ZM254 115H255V113L253 114V116H254ZM1 116H2V117H1ZM12 116H13V117H12ZM39 116H40V117H39ZM52 116H53V119L50 120V118H51ZM163 116H164V115H163ZM262 116H263V115H261V117H262ZM33 117H34V118H33ZM45 117H48L47 120H50V121L53 120V121H52L51 123H49L48 121H46V118H45ZM56 117H57V118H56ZM59 117H60V119H59ZM137 117H138V118H137ZM144 117H145V116H144ZM261 117H259V119H261V122H260V120L257 119L256 123H257V124L262 123L261 126H263V122H262V119H263V118H261ZM9 118H10L11 120H9ZM35 118H36V119H35ZM54 118H55V119H54ZM61 118H62V119H61ZM7 119H8V120H7ZM115 119H116V118H115ZM149 119H150V118H149ZM6 120H7L8 122H11V123H8ZM13 120H15V121H13ZM55 120H56V121H55ZM59 120H60V121L62 120V122H60ZM117 120H118V119H117ZM117 120H116V121H117ZM119 120H120V121H119ZM119 120H118L119 122H122V121H123V122H124V121L126 122V120H124V119H123V120H122V119H119ZM134 120H133V122H135ZM142 120H143V121H142ZM142 120L139 121V122L136 121V122L133 124V126L136 125V123H138L137 125H139V126H135L136 128H134V129H139V128H137V127H140V124H139V123H143V124H141V126H143V125H145V124L147 123V122H146V121H147L146 117H145V120H146L145 122H146V123L144 122V118H143ZM12 121H13V123H12ZM258 121H259V123H258ZM263 121H264V119H263ZM3 122H4V123H3ZM119 122H118V123L116 122L117 125H115L113 128L117 127V126L120 124ZM123 122H122V123H123ZM254 122H255V121H254ZM2 123H3V124H2ZM60 123H61V124H60ZM122 123H121V127H122ZM127 123H128V122H126V124H127ZM130 123H132V122H130ZM63 124H64V123H63ZM63 124H62V125H63ZM112 124H113V123H112ZM123 124H124V123H123ZM4 125H5V126H4ZM11 125L14 126L13 129H11V128H12ZM129 125H130V124H127V125L124 124V126H125V127L127 126V128H129V127H128ZM3 126H4V127H3ZM34 126H33V127H34ZM53 126H54V125H53ZM119 126H120V125H119ZM119 126H118V127H119ZM234 126H235V125H233V127H234ZM257 126H258V127H257ZM257 126H256L255 128H253V129H257V131H260V130H261V133H260V132H257L258 134L255 133V134H257L258 137H259V133H260L261 135L264 134V132H263V131H264V127L261 128L260 125H257ZM1 127H2L3 129H2ZM8 127L11 129V131H10V129H9ZM47 127H48V128H47ZM125 127H124V128H125ZM131 127H132V126H131ZM192 127H193V126H192ZM226 127H227V126H224L223 128H224L225 130L228 128V129H227V132H228V130H229V127H230L232 130H234V129L232 128V125L228 126L227 128H226ZM5 128H7V130H6ZM15 128H16V129H15ZM52 128H53V127H51L50 130H54V129L56 128V126H54L53 129H52ZM119 128H120V127H119ZM124 128H122L121 130L119 129L120 132H121V131L123 132L125 129H127V128H125V129H124ZM196 128H197V127H196ZM235 128H236V126H235ZM258 128H259L260 130H259ZM8 129H9V130H8ZM18 129H19V128H18ZM40 129H41V130H40ZM129 129H130V130H129ZM129 129H127V130L130 131V134H131V133L133 132V131H131V130H133V127H132V128H129ZM192 129H193V128H192ZM231 129H230V130H231ZM237 129H238V128H237ZM2 130L5 131V132H3ZM13 130H14V131H13ZM113 130H115V129H113ZM119 130H115L116 132H115V131H114V132L117 133V132H119ZM195 130H196V129H195ZM195 130H194V131H195ZM230 130H229V131H230ZM232 130H231V131H232ZM249 130H250V129H249ZM249 130H248V129H247V130L245 129V131H246V132L248 131V133H246V132L243 130V131L245 132V134H248V136H247V140H244V141H243V138L245 137V139H246V135L241 131L240 128H239L237 131L235 130L236 133H233V135H235V134H238L237 132L240 131V132H239L240 135H238V136L235 135V136H236V140H235L234 138H232V132H231V131L228 132V133L231 134V138L228 139V141L230 140L228 144H230V143L233 144V143H234V144H236L238 147H239L240 144H241V147H242V146L244 147V145H242V142H243V144H244V143H245V144L247 143L246 145H250V144H252V145L249 146L251 149L254 150L253 152H252V151L250 152L251 154H250V153H246V152L248 151V149H250L248 146H245V147L248 148V149L245 150V148H244V152L246 151V152L244 153V152H242L243 150H242V151L239 150L240 147L238 148V147H236V146L233 145V146L235 147V149L238 148V150L241 152V154H240L239 151H238V153H237L238 156H235V157L238 158L237 162H238V164H239V171L241 170L242 173H243L244 175H245V173H246V171H247L248 169L250 170V167H251L250 165L253 164L252 167H253V166L256 167V165L260 166L261 163L263 164V166H260V168H261V173L263 174V175H261V177H259V176H260V175H259V173H260L259 167H258V170H259L258 172H257V170H256L257 168L254 169L255 167L253 168V170H250V171L248 170V171H247L248 173H249V172H250V173L252 172V174L256 171V173H258L259 176L257 175V176H256L257 178H256V177H255V178L258 179V180L260 181V183H259V184H256V183H258V180H256V182H254L253 180H255V178H254V177H251V178H250V176H254V175H256L255 173H254L253 175L250 174V173H249L250 175H249L248 173H246V175H247V174L249 175V176L247 175L248 178H245V176H244L243 174H242L243 176H241V171H240V172L238 171V174H237V172H236V171H237V170H236V168H237L236 164H235V163H232V164H231L230 162H228V161H229L228 158H226V157H228V156L230 155V153H231V155H232V153H233V155H234V154L236 155L235 151H233L232 149H230V150H232V151H230V152L227 151V150L229 149V148H228L229 145H228V147H227L228 149L226 150L227 153H229V155H227L226 152H225L224 154H226L227 156L224 157V158H222L224 155H221L222 157H221V156H220V157L222 158V160L219 159V155H218V156L215 155L217 158H216L215 156L212 155L213 157H211L212 159L210 158L211 160H213V158H214V159L216 158V159H219V163H220V161H222V162H221L220 164L217 162L218 164H216V161L213 160V163L211 162V164H214V162H215V164H216V166H217V165H221V164L223 163V164H222V167H224V168L218 166V168H219V167L222 168V169L219 171V169H217V168L214 167L213 165H210V162H209V165H210V166H209L208 164H206V166H208L207 169H206V167H205V168H202V167L205 166V165H203V166L201 167V168H202L201 170L206 169V170H208V172H209L210 170H212V171H210L211 173H210V176H209V177H206V176H205V178H206V179H205V183H206V184L204 183V180H202V182L204 183V185H206V186L209 185V184L214 185V184H216V182L218 183V180H219V179H220V181L223 180V179H225V178L221 179V177L223 176L222 173H225V175L227 176V175H228V174H226L227 171L230 172V176L232 177V176L234 175V174H233V173H234L233 171H235V172H236V173H235V176H233L232 179H235L236 177H240V176H241V177H240L241 179H240V178H237V179H235V182H237L238 184H242V182H243L244 185H243V189H242V190H243L244 192L247 190V191H246L247 193L245 192L246 195H245V194L243 195V196L245 197V199L242 198L243 196H241V195L239 194V195L241 196V200H237L238 197H239V199H240V196H238L237 198H235V200H234L232 203L227 202V204L223 205V204H224L223 199H222L223 196H220V195L218 194V195L220 196V199H219L218 196H217V200L219 201V202H218V203H219L218 206H219L221 209H222V207H223V210H224L225 212L223 213V211H222L221 209H219V207H218V209H219V210H218V211H219V214H218V215H219V216L216 215L217 212L214 213L215 215H214V214L212 215V213L210 214V216H209V215H206L207 217H208V216L211 217L210 220H209V218H206V219L208 220L207 222H204V220H205V216L203 215L202 218H204V219H203L202 221H199L200 223L194 221V223L197 225V226L194 225V227H193V229H195V230H193V229L190 230L189 228H187V227H190V226H191L190 228H192L193 225H190V226H187V227L185 226V228H184L183 225L187 224L189 221H188V222H187V221H186V222H185V221H184V222L182 221L183 224H181V227L179 226V223H178V224H175L176 222H174L175 226H171V227H170V225H173V223H171L170 225L168 224V222H170V220H171V219H169V217L172 218L174 215H172V217H171V213L174 214L175 212H171V213L169 214V215H170V216H169L168 213L170 212V210H168L169 212L166 211V212H167V215H168V217L166 216V219H167V218L169 219V220H166V219H165L166 222L168 221V222H167V224H168V230H166V229H167V228H166V227H167V224H166V222L163 221V220H162V221H163L162 223L165 222L166 227L164 226V225H165V224H164V225H161V226H160L161 229H159L160 227H159L158 224H161L160 221H159L158 224H155V225H157L156 227H158V228L155 227L156 230H157V231H158V229L161 230V232H163V235H164V237H165L166 240L163 239V238H161V237H162V235H161L162 233H160V231H158V232H159V233H158L157 231L152 230V231H154V232H156V233L152 232V235H151V236H152V238H154V239H158V240H160V243L163 244V245H164L165 243H168V242L170 241V242L168 243V244H169V245H168V246H169L168 249H169L170 251L172 250L171 246H174V245H175V241H176V242H179V240H182V242H185V241H186L184 244L181 243L182 245L179 244V243H178V244L176 243V246L178 245V246H177L178 248H177L176 246H174V247H176L175 250H174V248H173V250H172L173 252L171 251L172 253L177 252V253L175 254V255H177L176 258H177L178 256H179L180 258L183 256V258H184V255H183V254L188 255V256L192 254V255H194V257H196V256L198 257V254H199V253H198L196 250L199 249L200 254H201V255H200V254H199V255L202 257V259L205 260L206 255H209V257H208V256H207V257H208V259H210V260L214 259V257H215L216 262H215V260H214V261L212 260L213 262H210V264H215V263L218 264L217 261H219V259H220V261H221L223 264H224L225 261H226L227 264H231L232 261H233V264H235V263H234V258L237 259V260L235 261L237 264H245V263L248 264V262H249V256H250V255H251V256H250V259H251V258H252V259L250 260V263H249V264H260V263L263 264V262H264V261H263V260H264V250H263V249H264V246L261 247V244H262V245L264 244V243H263L264 240H263V241L261 240V235H262V236H264V235L260 233V232H261L260 229H258V230H260V232H259V231L256 232V230H255V232H256V233L259 232L261 235H260L259 233L256 234V233L253 231V228H252V231H251V230H250V228H251V227H250V226H251L250 223H251V221H253V223H255V222L257 223V221L260 222V223H259V222L257 223L258 225H257L256 223H255L254 225H253V223H251L252 226L255 227V229H257V228H262V227H263L262 225H264V222H263V221H264V218L262 219L263 216L261 217V215H264V212H263L264 209H262V208H264V207H262V205L264 204V202H263L262 200H260L261 198L264 200V189H263V188H264V180H263V179L261 180V178H263L262 176H264V172H262V171H264V169H263V168H264V163L262 162V161H264V160H263L264 157H262L263 159L260 158V159L262 160V161L260 160V161H261L260 164H257V163L255 164V163L253 162V161H255V162L258 161V162H260V161L258 160L259 158H258L257 160H256V158L254 159V156H253V155H256L255 157H258L256 151L258 152V151L260 150V152H261V151L264 150V149H263V147H264V144H263V143H264V142H261L262 144H260V139H258V140H259L258 143H259V145H260V148H261V146H262V149L258 148L259 146L256 145L257 143L254 144V145H256V146H255L256 149H255L254 146H253V143H254V142H252V141L249 139V137H250V136H249V132H250ZM262 130H263V131H262ZM8 131H9V133H7ZM25 131L28 132V131H30V130H25ZM136 131H137V130H136ZM136 131L134 130V133H132V134L136 135V134H137V133H135ZM235 131H233V132H235ZM12 132H13V133H12ZM120 132H119L118 134H120ZM204 132H205V131H204ZM241 132H242L243 134H242ZM255 132H256V131H255ZM6 133H7V134H11V135H8L7 137H5V136H6ZM126 133H127V132H126ZM111 134H113V131H112V130H111ZM130 134H129V137H130V139H132V137H131L132 134H131V136H130ZM241 134H242V135H241ZM134 135H133V136H134ZM243 135H244V137H239V136H243ZM250 135H251V134H250ZM14 136H13V137H14ZM20 136H21V137H20ZM26 137H27V138H26ZM238 137H239V140H237ZM262 137H263V138H261V136H260L259 138H261V140L263 139L262 141H264V136L262 135ZM2 138H3V137H2ZM4 138H3V139H4ZM137 138H138V136H137L135 139L133 138V141L136 140V141L133 142L134 144H135V142L138 141ZM241 138H242V139H241ZM20 139H23V141L20 140ZM138 139H139V138H138ZM231 139H232V140H231ZM233 139H234L236 142H237V141H238V142H239V141H242V142H241V143H238V142H237V143L239 144V145H238ZM18 140L21 141V142H19ZM249 140L251 141V143L248 142ZM11 141H10V142H11ZM17 141L19 142V144L17 143ZM23 142H25V143H23ZM18 145H19V146H18ZM230 146H232V145L230 144ZM251 146H253V147H251ZM243 147H242V148H243ZM231 148H233V147H231ZM242 148H240V149H242ZM257 148H258V150H257ZM14 149H16V150H14ZM251 149H250V150H251ZM250 150H249V151H250ZM255 150H256V151H255ZM4 151H5V150H4V148H3V152H4ZM17 151H16V152H17ZM3 152H2V147H1V149H0V175H3V174H4V175H3L4 177L2 176V177H0V178H1L2 181H3L2 183L5 184V186L8 187V190H7V191L10 190V186H11V188H12V187L15 188V191H16V188L21 184V183H20L21 181H22V184H24V183H23V182H24L23 180H25L26 183H27V185H29V183L32 181L33 178H37V177H38L37 175H36L37 177H35V176L32 175V174L35 175V173L32 172V171H34L33 168H32V166H33L34 164H33L32 166H30L32 162L35 163V161H34L35 158L33 159V157H31L30 155H27V154H25V153H23V152L21 153V154H23V155H22V158H24L23 161L25 160V161L28 163V166H27L28 169L31 168V169H29V170L32 172V174H30V172H29V171L27 172V170H26V172H25L24 169H26L27 167H24V166H22V165L20 166L21 163H19V161H15V162L18 163V165H17V163H15V164L13 163V159L18 160L17 157L15 156V155H17L18 153L13 155V154H11L10 151H9L8 153H10V154L7 153L8 155L5 156V154H4ZM254 152H255V153H254ZM260 152H258V153H260ZM19 153H20V152H19ZM142 153H143V152H141V153L138 152V153H135L134 155H137V154L140 155V154H142ZM242 153L244 154V156L242 155ZM252 153H254V154L252 155ZM261 153H262V156H264V154H263L264 151L261 152ZM3 154H4V155H3ZM239 154H240L241 156H240ZM245 154H247V156H245ZM249 154H250V155H249ZM11 155H13V156H11ZM139 155H138L137 158H139L140 156H141V157H144L145 154H144V155L142 154V155H140V156H139ZM231 155H230V156H231ZM248 155H249L250 158L252 157V160L254 159L253 161L251 160L253 163H251L250 158H249V160H247L248 158L246 159V157H248ZM258 155H259V154H258ZM3 156H4V157H3ZM260 156H261V155H260ZM260 156H259V157H260ZM10 157H11V158H10ZM29 157H30V158H29ZM132 157L135 158L136 156L134 157V156L132 155ZM141 157L139 158L140 161H141ZM239 157H241V158L243 157V158H245V161H246V160L248 161V163H247V161H246L245 165H246V164H247V165H246V167H244L245 169L243 168V170L241 169L243 166H242V167L240 166V165H241V162H243V161H242V160L239 161V159H240ZM231 158H232V160H231L232 162H234V161L236 162V160H234L235 158H233V156H232ZM243 158H242V159H243ZM11 159H12V160H11ZM135 159H136V158H135ZM224 159H225V160H224ZM229 159H230V157H229ZM9 160H10V161H9ZM211 160H209V161H211ZM223 160H224V162L227 161L228 165L231 164V165H232V168H233V167H234V168L236 167V168L232 170V168H230L231 165H230V167H229V166L227 165V163L225 164V163L223 162ZM1 161H2V163H1ZM11 161H12V162H11ZM136 161H137L138 163L140 162V161H138L137 159H136ZM142 161H143V163H144V160H142ZM142 161H141V162H142ZM217 161H218V160H217ZM4 162H5L6 164H5ZM7 162H8V163H7ZM26 162H24V163L26 164ZM141 162H140V164H143V163H141ZM237 162H236V163H237ZM239 162H240V163H239ZM249 162H250V163H249ZM9 163H10L11 165H10ZM24 163H23V165H24ZM29 163H30V164H29ZM111 163H112V162H111ZM243 163H244V162H243ZM243 163H242V165H243ZM1 164H2V165H1ZM13 164H14V167H15V168L18 167V166L23 167V168H20V167L18 168V169H21L22 172H21V171H20V172H17V173H19V175L17 174V176H19V177L14 176V177H16V178H15L16 180H12L13 178H12L11 175H10L11 173L7 170V169H9V167H13ZM234 164H235V166H233ZM238 164H237V165H238ZM3 165H7V167H6L7 169H6ZM9 165H10V166H9ZM224 165H225V166H224ZM226 165H227L229 168H228V167L225 168ZM245 165H244V166H245ZM248 165H249L250 167H249ZM8 166H9V167H8ZM29 166H30V167H29ZM110 166H111V165H110ZM211 166H212V167H211ZM247 166H248L249 168H247ZM3 167H4V168H3ZM14 167H13V170L15 169ZM209 167H210L211 169H209ZM240 167H241V168H240ZM212 168H213V169H212ZM214 168H215V170H214ZM246 168H247V169H246ZM1 169H2L3 171H2ZM5 169H6V170H5ZM11 169H12V168H11ZM216 169H217V171H216ZM223 169H224V170H223ZM237 169H238V168H237ZM13 170H12V171H13ZM245 170H246V171H245ZM16 171H17V169H16ZM16 171L14 170L12 173H15ZM215 171H216L217 173H216ZM218 171H219V172H218ZM222 171H225V172H222ZM243 171H245V173H244ZM2 172H3V173H2ZM8 172H9L10 174H9ZM220 172H221L222 176H218V175L220 174ZM232 172H233V173H232ZM212 173H213V175H215V173H216V175H217L219 178H217V179H216V178H213V175L211 176ZM218 173H219V174H218ZM231 173H232V175H231ZM15 174H16V173H15ZM15 174H14V175H15ZM29 174H30V176H29V178H28L27 176H28ZM236 174H237V175H236ZM239 174H240V175H239ZM7 175H8V177H7ZM31 175L33 176V178H30V177H32ZM216 175H215V177H217ZM247 176H246V177H247ZM20 177H21V178H20ZM211 177H212V180H211ZM228 177H229V176H227L226 178L231 180V178H228ZM7 178H8V180H7ZM17 178H20V180L17 179ZM259 178H260V179H259ZM1 179H0V181H1ZM27 179H29V180H27ZM213 179H214V181H213ZM215 179H216V180H215ZM251 179H252V180H251ZM6 180H7V181H6ZM17 180H18L19 183H20L19 185H18V181H17ZM30 180H31V181H30ZM33 180H34V179H33ZM27 181H28V182H27ZM220 181H219V182H220ZM240 181H241V183H240ZM261 181H262L263 186L261 185ZM11 182H12V183H11ZM235 182H234V183H235ZM14 183H15V184H14ZM26 183H25V186H26ZM203 183H202V184H203ZM7 184H9V185H7ZM12 184L15 185V186H12ZM235 184H236V183H235ZM16 185H17V186H16ZM232 185H233V184H232ZM258 185H260V186H258ZM5 186H3V185L1 186V185H0V190H1V187L6 188ZM20 186H22V185H20ZM245 186H246V187H245ZM261 186H262V188H261ZM26 187H27V186H26ZM26 187H24V186H23V188L18 187L19 189H17L16 192H14V190H13L12 193H10V192H11V190H10L9 193H8V192H7V193H8V195H9V194H10V195H11V194H13V195L15 194L14 196L17 197V196H20V195H21L20 193H21L22 190L24 189V191H28V192H25V193H26L25 195L28 196V194H29V196H31L32 198L36 197L35 199H37L36 201H38V200H39V199H38L39 197H37V196L40 195V194L37 195V192H38V191L35 190V191H36V192H35L34 189L32 188L31 190H33V191L30 193V187H27V188H29V189H27ZM244 187H245V188H244ZM3 188H2V189H3ZM20 188H21L22 190H20ZM25 188H26V190H25ZM235 188H237V186H236ZM235 188H234V190H233L234 192H235ZM241 188H242V186H241ZM241 188H240V190H241ZM248 188H249V189H252L251 192H252V191H253V192L250 193V192L248 191V190H249ZM244 189H245V190H244ZM261 189H263V191H261ZM167 190H168V189H167ZM240 190H239V188H238V189L236 190V192H237V191L239 192ZM242 190H241V191H242ZM213 191H214V190H213ZM213 191H212V193H213ZM241 191H240V192H241ZM17 192H18L19 194H18ZM33 192H35L36 194L33 193ZM240 192H239V193H240ZM244 192H243V193H244ZM0 193H1V194H0V196H1V197H0V201H2V200L6 201V200H5V198H6V199H7L6 202H7V203L10 202V203H8L9 206H10V204H11V206L9 207V210H8V208H7V210L5 209V208L7 207V203L4 204V207L6 206L5 208L2 206V209H4V210L6 211V213H4V212H2V211H4V210H1V212H2V216H1V212H0V216L3 217L2 219H0V220L2 221V222L0 221V231H1V229H3L4 232L7 234V233H8V228H9V226L13 225L12 223H15V222H13V221H15L13 218H14L15 215H17L16 213L19 212V208H18V210H17V207L15 206V204H13V203H14V202H13V199L15 198L13 195H11V196L9 195V197L6 196V194H5L6 191H5V193H4V189H3V192L1 191ZM22 193H23V192H22ZM241 193H242V192H241ZM3 194H5V196H4ZM214 194H215V193H213L212 195H214ZM16 195H17V196H16ZM32 195H33V196H32ZM36 195H37V196H36ZM142 195H145V196H146V193H143ZM216 195H217V192H216ZM216 195H214V196L216 197ZM3 196H4V197H3ZM145 196H144V197H145ZM10 197H13L12 200L10 199ZM215 197H213V198H215ZM221 197H222V198H221ZM17 198H18V197H17ZM142 198H143V197H142ZM35 199H34V200H35ZM215 199H216V198H215ZM221 199H222V200H221ZM248 200H249V201H248ZM252 200L254 201V203H255L256 205L259 204V203L261 202V205H257L258 208H259V210H260L261 212L258 210L257 206H256V207L254 206V208L251 209V207H253L251 204L254 205V203H253ZM258 200H260V202H259ZM220 201H221V205H222V206L220 205ZM224 201H225V203H226V200H224ZM245 201H246V202H245ZM249 202H250L251 204H250ZM257 202H259V203H257ZM246 203H247V204H246ZM262 203H263V204H262ZM12 204H13V205H12ZM193 204H196V202L193 203ZM232 204H233V205H232ZM249 204H250V205H249ZM231 205H232V206H231ZM235 205H237V206H235ZM238 205H239V207H238ZM42 206H43V207H42ZM233 206H234V207H233ZM250 206H251V207H250ZM11 207H13V208L15 207V208H14L15 210H13V208H11ZM39 207H40L39 209H41V211H42V209H43V211H44V208H45L46 206H45L42 202H39ZM226 207H228V208L226 209L228 212H229V211H231V212L234 211V210H231V209H232V208H235V207H236V208H241L242 210H240V209H236V208H235V211L237 212V213H235V214H236V216H235V215L233 214L234 212H233V213H227L226 210H225ZM243 207H244V208H243ZM246 207H247V208H246ZM249 207H250V209H248ZM10 209H11V210H10ZM12 210H13V212H12ZM220 210H221V211H220ZM237 210H238V211H237ZM251 210H252V211H251ZM253 210H256V211H253ZM246 211H247V212H246ZM220 212L223 213L221 216H225V217H227L229 214L234 215L235 217H234V216H232V217H234V219L237 217L235 220L237 221V219H238V221L235 222V220H233V218L231 219V215L228 216V217H230V218L225 219V217H221V216H220V214H221ZM241 212H242V213H241ZM243 212H244V215H243ZM13 213H14L15 215H13ZM238 213H239V214L241 213L240 215H241V217H243V220H241L242 218H240V215H237ZM250 213H251V214H250ZM253 213H254L256 216L258 215V218H259L258 220H257V217H254V216H253V215H254ZM3 214H4V215H3ZM5 214H6V215H5ZM7 214H8V215H7ZM11 214H12V215H11ZM225 214H227V215H225ZM245 214L247 215V218H246V219H247V222L250 221V222H248V224L250 225V226H248V227H250L249 229L246 228V226H247V222L244 221V219H245V217H246ZM252 214H253V215H252ZM242 215H243V216H242ZM249 215H251V216L249 217ZM214 216H215V217L217 216V217L214 218ZM259 216H260L261 218H260ZM10 217H11V218H10ZM212 217H213V218H212ZM220 217H221V218H220ZM248 217L250 218V220L248 219ZM252 217H253V218H252ZM8 218H9V222L11 221V222H10L11 224H10V223H7V222H8ZM254 218L256 219V221H254ZM172 219H173V218H172ZM218 219H219V220H218ZM220 219H223V220H222L221 222H219ZM229 219H231V220H229ZM246 219H245V220H246ZM260 219H262V221H260ZM12 220H13V221H12ZM4 221H7V222H4ZM171 221H172V220H171ZM173 221H174V219H173ZM216 221H217V222H216ZM240 221H244V222L238 224ZM150 222H153V221H150ZM150 222H149V223L147 222L146 224H154V222H153V223H150ZM182 222H181V223H182ZM202 222H203V223H202ZM213 222H215V223H213ZM230 222H232V224H233V227H231V228L229 227V226L232 225V224H230ZM261 222H262V225H261L262 227H257V226H260L259 224H261ZM2 223H3L4 225L7 223L8 226H7V225L4 226ZM156 223H157V222H156ZM184 223H185V224H184ZM191 223L194 224L193 222H191ZM201 223H202V224H201ZM211 223H212V224H211ZM221 223H222V225H221L222 227L220 226ZM198 224H199V226H198ZM224 224H225V225H224ZM1 225H2V226H1ZM137 225H138V223L136 222V224L134 225L136 231H133V233H136V236H137V237H135V235H134L133 233H132V235L130 234L129 236L125 235V233H124V234L122 233V234L119 235V236H120L119 239H123V240L125 239L126 241H130L132 237L138 239L140 235H137V233H140V234H141V231L143 230V227L138 228L139 226H137ZM177 225L179 226V228L177 227V228L180 230L179 232H178V230L176 229V226H177ZM211 225H212V226H211ZM227 225H228L229 228L226 227ZM234 225H237V226H234ZM241 225H242V226H241ZM244 225H245V226H244ZM182 226H183V227H182ZM209 226H210V227H209ZM223 226H224V228H223ZM240 226H241V228H240ZM243 226H244V228H246V229H244ZM11 227H12V226H11ZM11 227H10V228H11ZM164 227H165V229H164ZM169 227H170V228H169ZM173 227H174V229H173ZM208 227H209V228H208ZM218 227H219V229H218ZM238 227H239V228H238ZM6 228H7V231H5ZM180 228H182V229H180ZM183 228H184L185 230H183ZM186 228L189 229V230H188L189 232L187 231ZM263 228H264V227H263ZM163 229H164L165 231H167L165 234H164L165 231H162ZM227 229H232V230H233V229H236L235 231H237V232L239 231V232H241V233H239V232L237 233V232H234V231H231V232H232V233H231V232H229V230H227ZM3 230H2V233H3ZM175 230H177V231H175ZM181 230H182V232H181ZM218 230H220V232L222 231V233H223V231H225L224 233H226V234L222 237V235H221L222 233H220L221 237L218 236V238H217V236H216L215 234H216V231H218ZM263 230H264V229H262V232H263ZM206 231H208V232L211 231L212 233L210 232V233L208 234V232H206ZM214 231H215V233H213ZM227 231H228L229 234L231 233L232 235H231V234L229 235V234L227 233ZM250 231H251V233L253 232V233L255 234V235H253V236H255L254 239H253V237H251V235H250V234H251ZM168 232H169V233H168ZM185 232H186V233H185ZM195 232H196V233H195ZM233 232L235 233V235H234ZM2 233H1V235L4 234V236H5V233H3V234H2ZM178 233H179V234H178ZM197 233H198V234H197ZM202 233H203V237L206 236L205 238L201 237V236H202ZM206 233H207V234H206ZM236 233H237L238 235H237ZM253 233H252V234H253ZM154 234H156V235H154ZM159 234H160V235H159ZM166 234H167V235H166ZM199 234H200V235H199ZM212 234H214L213 236L216 237L217 240L215 239V241H216L217 243H216V242H215V243L213 242V241H214V237L212 236ZM227 234L229 235L228 238H227V236H226ZM241 234H242V235H241ZM194 235H196V236L198 235V236H200V237L202 238V240H203V239H204V240L202 241V240L200 239V237H198V236L196 237V236H194ZM239 235H240V236H239ZM243 235H244V236H243ZM249 235H250V237H249ZM130 236H132V237L130 238ZM155 236H156V237H155ZM158 236H159V238L162 239V241L165 240V242L162 243L161 239L157 238ZM188 236H189V237L191 236V237L189 238ZM207 236H208V237H207ZM235 236H236L237 238L240 237V238H239L240 240L238 239L239 242H238V241H235V240H237V238H236ZM238 236H239V237H238ZM127 237H128V238H127ZM176 237H177V238H176ZM181 237H182V238H181ZM212 237H213V238H212ZM225 237L228 239V241H227V239H226V241H225ZM242 237H243V238H242ZM244 237H246V239H245ZM3 238H4V240L6 239L5 237H3ZM129 238H130V239H129ZM168 238H169V239H168ZM196 238H197V239H196ZM198 238H199L200 240H199ZM207 238H208V239H207ZM221 238H222V241H221ZM223 238H224V240H223ZM255 238H256V240H255ZM137 239H136V240H137ZM183 239H184L185 241H183ZM192 239H193V240L196 239V241H195V240L193 241ZM205 239H206V240H205ZM209 239H212V240H213V241L211 242L212 244H210V240H209ZM233 239H234V240H233ZM241 239H244V241H242ZM248 239H249V241H248ZM262 239H264V237H263ZM134 240H135V239H134ZM158 240H157V241H158ZM168 240H169V241H168ZM197 240H198V241H197ZM207 240H208V241H207ZM167 241H168V242H167ZM192 241H193V242H192ZM219 241H221L222 244H221ZM232 241H233V243H230V242H232ZM241 241H242V242H241ZM158 242H159V241H158ZM180 242H181V241H180ZM187 242H188V243H187ZM197 242H199L200 244L197 243ZM208 242H209V243H208ZM218 242H219V243H218ZM257 242L259 243V245H260V247H261L262 250L259 248L260 253H256V255H255V254H254V253H255V250H258V248L256 249V247H257V246L259 247V245L257 244ZM98 243H99V242H98ZM160 243H158V246H159L158 248H160V246H161ZM189 243H190V244H189ZM194 243H196V244H195V245H192V244H194ZM223 243H224V244H223ZM225 243L227 244V246L225 245ZM228 243L233 244V245H234V243H235V244H236V246H235L236 248H237V244H238V243H239V245H241V246H242L243 244L246 243V244H245V247L248 248V250H252V251H251L252 253L249 251V252H250V254H249V253H248V250H247L245 247H243V246H242V247L238 246V248L240 247V249H241L242 251H241V250H238V249H236V248L233 249L234 247H232V245H231L230 248H228V247H229V244H228ZM94 244H95V242H93L92 246H93ZM100 244H101V243H100ZM172 244H173V245H172ZM198 244H199V245H198ZM213 244H215V245L213 246ZM95 245H96V244H95ZM95 245H94V246H95ZM166 245H167V244H165L164 246H162L163 248L165 247V248H164L165 250L161 247L162 251L164 250V251H163V256H164V255H167V254H164V252L166 251V253H167V250H168V249H167L168 246H166ZM191 245H192V246H191ZM224 245H225L229 250H228L227 248H225ZM246 245H248L249 247L246 246ZM255 245H257V246H255ZM7 246H8V245L3 246V250H0V259H1V256H2V255L7 256V255L11 254V253L9 252L10 248H8L10 245H9L8 247H7ZM181 246H182V247H181ZM190 246L192 247V251H193V248H194V250L197 252V255H196V253H195L194 251H193L194 254H193V252H191V250H190L191 247H190ZM202 246H203V247H202ZM4 247H5V248H4ZM179 247H180V249H179ZM199 247H200V248H199ZM201 247H202V248H201ZM208 247H209L210 249H209ZM250 247H252V249H251ZM253 247H255V249H254ZM6 248L9 249V250L7 249V250H8V253H7V251H6ZM195 248H198V249H195ZM223 248H224L225 251L223 250ZM242 248L246 249L247 251L245 250L246 252H243L244 249H242ZM4 249H5V250H4ZM176 249H179V250H176ZM181 249H183V250H181ZM188 249L190 250L191 253H190V252H187ZM169 250H168V253H169V254H172V253H170ZM189 250H188V251H189ZM203 250H205V251H203ZM213 250H215V251H213ZM220 250H221V252H222V250H223V253H221V255L219 254V256H218L219 258L216 257L217 254L214 255V257H213V255H211V254H213V253L215 254L216 251H217V253H220V252H219ZM235 250L238 251V252H236ZM253 250H254V253H253ZM259 250L256 251V252H259ZM182 251H183V252H182ZM184 251H185L186 253H184ZM226 251H228V252H226ZM202 252H203L204 254H203ZM224 252H225V255H224ZM234 252H236V253H239V252L242 253V252H243V253L237 255V254H235ZM262 252H263V253H262ZM179 253H180V254H179ZM188 253H189V254H188ZM209 253H210V254H209ZM226 253H228V256H229V255H230V256H229V257L226 256ZM205 254H206V255H205ZM231 254H232V255H231ZM244 254H246V256H247V254H248L249 256H248V257H244V256H245ZM252 254H254V256H252ZM261 254L263 255V257H261V256H262ZM195 255H196V256H195ZM223 255H224V256H223ZM241 255H242L243 258L240 257ZM257 255H258V257H260V258H258ZM167 256L169 257V255H167ZM188 256H186V257H188ZM211 256H212L213 258H210ZM225 256H226V257H225ZM232 256H233L234 258H231ZM164 257H165V256H164ZM172 257L174 258V255H173ZM179 257L177 258V260L175 259L176 261L172 258V259L174 260V261H173L174 264H176V263L178 264L179 260L183 259V258L180 259ZM255 257H256V259H255ZM75 258H76V257H75ZM229 258H231V259H229ZM247 258H248V259H247ZM114 259H115V258H114ZM114 259H113V262H112L111 260H110V262L113 263V264H119V263H120V262L118 261V259H116L117 261L114 260ZM155 259H158V261H159L160 263H161V261L163 262V259H162V258H160V259H162L161 261L159 260V257H158V258H155ZM166 259H167V258H166ZM169 259H170V258H169ZM206 259H207V258H206ZM208 259H207V260H208ZM217 259H218V260H217ZM259 259H260V260H259ZM261 259H262V260H261ZM222 260H223L224 262H223ZM245 260H246L247 262H245ZM252 260H253V261L256 260V261H254V262L252 263ZM114 261L117 262V263H115ZM121 261H122V260H121ZM181 261H182V260H181ZM181 261H180V262H181ZM259 261H262V262H259ZM159 262H157V264H159ZM170 262H172V260H171ZM170 262H169V264H173V263H170ZM221 262H219V264H222ZM228 262H229V263H228ZM243 262H244V263H243ZM195 263H196V262H195ZM195 263L193 262V264H195ZM226 263H225V264H226ZM181 264H182V263H181Z\"/></svg>","mask_w":264,"mask_h":264}]
</instances>
